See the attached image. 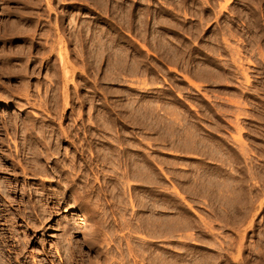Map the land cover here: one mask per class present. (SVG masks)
Segmentation results:
<instances>
[{"label": "rangeland", "instance_id": "rangeland-1", "mask_svg": "<svg viewBox=\"0 0 264 264\" xmlns=\"http://www.w3.org/2000/svg\"><path fill=\"white\" fill-rule=\"evenodd\" d=\"M70 1L72 2V5H70L69 9L72 12V14L75 15V13H76V15L73 17V18H75V21H77V23L79 22L78 24H81V22H83V20H84V21L88 22L89 24L90 23L92 24V26L94 27L93 30L95 28H97V26L95 25L94 21L91 20V19H93L92 18V15L93 14H91V12H93L92 10H94V7L93 6H90V5H87V4H84L81 1L80 2H78L76 0H70ZM140 1L141 0H133V2L137 5V8L138 7L142 8V6H143V8H145V10L147 12V18L146 19H148V20H146V21H148V22H145V23H147V27L145 26L147 30L145 29V27H141V29L143 30V32H144V30H146L144 33H147V34H145L147 36H145L144 34H140L139 33L140 30L138 28H129V29H131L130 31L129 30L127 31V29H123L124 31L121 30V29H118V31H117L118 33L117 32L116 33L118 34L117 37L118 36L121 37V38L118 37V40H119V42L121 44H123V46L127 45V48L129 47V49L135 47V48H133L135 51L132 49V53H135L136 52L135 53V56L138 53L137 54V57L138 56H139L138 58L141 57L140 60L143 59V63L141 64V67L142 66H145V65H146V67H148L147 69H145V71H147V73H146L147 76L144 74L145 72H143V73L141 72L142 74L140 75V71L141 70L140 71L137 70V69H140V68H136L137 64L138 63L140 64V62H139L140 60L138 61V63H137V61H135L134 70H136L137 73L135 71L133 72V70H130L132 72L131 73L128 70V68H127L126 65H123L122 63H120L119 65L121 67L123 65V67L125 66L126 68L125 67L122 68L123 72H122V70H120V71L118 70V72H115V75L113 74L111 76V72L109 71L110 69H108L109 64H108V62H107L106 59H105L104 62H102L103 64L101 63V65H102L101 68L104 66L101 69V72L100 71L97 72V71H94V69L92 67H90L92 65L91 59L88 60L89 63L86 62V60H87L86 58L88 57L87 53H86V55L83 54V56H85L84 58L86 59V60H84V58L83 59L78 58V56L75 55L76 53L71 52L72 54L70 55V58L68 59V61H70V62H68L69 64L67 66H68L69 70H71L72 73H73L72 74V77L74 75L75 76L73 78L71 77V79L66 83L64 81V78L61 77V74L58 73V72L56 73V71H57L56 67H58L60 65V62H59V60H56V59H58V55L55 53V51H54V53H49V52L46 53V51H44L43 49H41L40 45L36 44V46H34V48H32L33 50L30 53V50H31L29 48L30 46L28 44L24 43L23 40H21V41L20 40H17V41L12 42L10 44V42L8 40L0 39V47H3V49H5L6 52L9 51V54L10 53L11 54H14L15 51H17L19 49L17 51L18 54L17 53H16L17 55L15 54L16 55L15 58L18 56L17 57L18 59L15 61V63L16 62H19V64L16 63L17 64L16 66H18V65L21 66L22 65V69L24 67L25 69H23V70H26L24 72L21 69L20 66H19L20 68H18L16 66L15 67H12V69H10V67H7L6 68V65L7 66H11V65H9L10 62L7 61V59H2L3 61L0 60V61H2V62H0V70H1L0 71V81H1L0 84H3V87H4L5 90L8 89V88H10V87L11 88L13 87L12 89L14 90V93H13V90L10 88V90L12 91L13 96H14L13 101L11 103H9L8 101H2L1 104H4L3 107H2V109L3 110H8V111L13 110L15 112H18V120H19V118H21L20 119V121H21L20 123H22V120H23L22 118H24L23 123H22L24 125L25 124H28L29 122H32V121L35 122V123L36 122H39L38 125H40V124L41 125H43V124H48L49 125L50 124V125L54 126V128H55V131L54 132H56V133L58 132V135H59L58 136V140H57L56 139L57 136H55L57 134L54 133V132H53V134H52V132H50L51 134L47 132V136H46V134H44L45 135V138L44 139H46L45 142L48 143V144H52V145H50L49 150H48V151H50L52 153L47 152V148H45V151L47 153L52 154V156L50 154H45L46 152L42 149L41 150L42 154L40 152L38 154L39 157H40L39 158L38 155H36V154L32 155V153L28 149L25 148V146H24L25 144L23 143L24 138L22 136L20 137V135L23 134V133L20 132L21 134L19 133V135H12V132H11V134L8 133V132H10V130H8V129L6 131V134H5V131L3 133V137L7 140V142L5 144L8 143L10 146H7V147L5 146L4 147L5 149L3 148L4 152L3 151H0V159L1 160H4L5 162L6 161H9L7 163V164H9L8 165L9 166V170H8L9 172L7 171L5 174L3 173L2 176H5V178H6V176L8 175L7 178H9V181H6V182H8L7 184H9V187L11 188V189H8L7 190L8 192H5L1 196V198H0V234H2V235H0V237H2V236H5L6 237L7 236V240L5 242V246L0 247V252H2V250H3L2 254L0 253V260L1 261L3 260L4 261V264H6V262L8 264H35V263L36 264H68L69 258H67V257H69V254L70 253L68 252V254H67V251H64L63 248H62L63 249L62 250L61 247H59L60 246L59 242H60V240L62 238L61 236H63V234L65 233L64 232V229L65 228H66V230L68 229V231L71 230L70 231L71 234H69L70 236L68 235L69 237H67L68 239L70 238V240H68V243L70 242L69 244L75 245V246H73V249H72V251L75 250L74 251L75 253L72 252V255L70 254V257H72V258L70 259L71 261H69L70 262L69 264H72V263L73 264H83L82 262L87 263V264H91V263H88V262H92V260L94 261L95 258H97L98 261L97 262L94 261V263L92 262V264H104L105 263V262L104 263H100L99 258H98V256H99L98 255L99 254L98 250H99V247L102 246L101 244L98 245L99 242H98V244H96L97 243L96 238L98 237L97 234H99V233H100V235L103 238H105L107 236H111L110 239H109V237H107L108 240H107V238H105V241H103V242L101 241L100 243L104 244L103 246L106 245L105 246L106 248L107 247H110V244H111V247L109 249L112 250V252L114 251L115 254H116V251L118 252V246L119 245H122L123 246V248H122V246L121 247L119 246L120 252L122 250L125 251V252H127L126 250H128L129 247L125 246L126 243H127V241H125V240H127L128 237H133L132 240L136 239L137 236H138L139 239L145 237L147 240L148 239L149 240L151 239V241L154 240L155 242L154 241L153 242H154V244L156 243L155 245L157 246L158 245L157 243H159V244L162 243L163 242V239H162L161 236H160V238L159 237H157V238H154V237L151 238V236L149 237V235H150L149 232L150 231L147 228V225L149 226V223L150 224H154L153 222H150L151 220H154L155 224H157V223L162 222L163 220H166L167 218H169V216H170L169 214L172 213V209L170 208L171 209L170 210L169 208H167V209H169V210H167L165 208V207H169V203L166 202L167 201V197L166 196H168L167 194H172V195H174V197L176 196V198H177V199L175 198L176 201H175V199H172V202H173V205H174V206L172 205V207H175V204L178 203V202H179L177 204L178 206L183 203L181 206H179V208L181 209L180 210L181 211V215L178 214V213H180L179 209H177V212L178 211L179 212L176 213V215H179L180 218H182L184 220L186 218L187 221L189 219L190 222L192 221V219H195V218H196L195 219L196 221L197 220L199 221V222H196L195 220H193L194 223L191 222V224H194L191 227L194 230L190 229L192 231V234H193L194 237H196V235L194 233L200 234V230L198 229L199 228L198 226H200V225L202 226V224H200V222H206V220L209 221V222H213V224H212L213 225V228L215 226V228H214L215 230L213 229V231H214V233H216L215 234V237H216L217 240H219V239L222 240V238L224 239L225 236L223 237V235H227L228 237H229V235L230 236L232 235L231 237L233 239L231 237H229V238L226 237V238H228L229 241L235 240V242H237V243H235V247H234L235 250L233 249L234 252L233 253L231 252V255H230L231 257L237 256V250L236 249L238 248V243H239V240H237V239H240V241L243 239V241H241V242L243 243V245L244 244L245 245H244V250H243V252L241 254H242L243 258H244V261H246L245 264H260V263L263 264V262H264L263 261L264 260V256H263L264 255V181H263L264 180V169H263L264 168V153H263L264 152V141H263L264 140V0H205V2H204V0H146V1L143 0V2L142 1L140 2ZM182 1H183V4H182ZM155 7H156L157 10L155 9ZM196 7H198V8H196ZM157 11H159V12H157ZM94 12L100 13L97 10H94ZM174 12H175V14H174ZM160 13H161V17H164V18H162V19H165L164 21L161 19ZM155 15L158 16V17H156ZM154 17H155V19H154ZM197 17H199V18H197ZM156 18H159V21H162V23H161L162 25H160L162 27H160V26L158 27L157 26V28H156V26H154V23H152V22H155ZM178 20H179V22H178ZM170 22H171V24H170ZM180 22H182V23H180ZM178 23H180V25ZM92 26H91V28H92ZM153 28H154V30H153ZM157 29L159 30L158 33H157ZM162 30L166 34H168L169 36H170V34L171 35L173 34L172 35L173 38L175 36H177L180 39H182L184 41V43H186V45H188L189 48L192 49V51H193V48H195V49L196 48L197 49L198 48H203L202 45H204V48L203 49H205L206 46H207V43L209 42L208 43V44H210V46H208L209 48H206L205 49L206 51L209 50V52H210V53L205 52V54L207 53V58L208 59H205L204 60V58H200L198 56L195 57L196 56V54H195L193 60H191V61L194 62V64H193V62H190V64L192 63L194 66L191 64L190 65V70L187 71L188 69H186V68H187V66L189 64L187 66L185 64L187 62H189L186 59V57H188V55H184L181 52V50H177V51H180L181 52L180 53V52H177V51H175V50L172 49L173 50V51L171 50L172 52L175 51L176 53L175 52L174 53L175 54L178 53V54L177 55H174L171 51H169V54H173L174 55V56L173 55H170L171 57L173 56V58H171V57L169 58L168 57L169 55H166V54H168V53H166L168 51L165 50V49H161L160 48V47H162L161 46L162 44H160V41L161 40L159 41L158 40V37H156L157 40L159 41V43L157 41H154V40H156L155 36H158L159 35V37H161L162 34H165ZM121 31H122V34L119 33ZM154 31L156 32V34H155ZM141 33H142V31H141ZM150 33H151V35H150ZM123 34H126V35L123 36ZM152 34H154V35H152ZM197 34H198V36H197ZM141 35H143V37H146V38H144L146 41H144V39H142L143 37ZM214 35H216V36H214ZM153 36H154V38H153ZM172 36H170V39H172L173 42H175V39L171 38ZM212 37H213V39H212ZM124 38H125V40H124ZM121 39L123 40V42H122ZM161 39H162V37H161ZM185 41H187V42H185ZM151 42H153V43H151ZM211 43L213 44V46H212ZM2 44L5 45V46H2ZM153 44H154V46H153ZM157 44H159L160 47ZM8 45H10V46L12 45V47H10ZM142 45L143 46L146 45V48L148 49V51L144 50ZM76 46L77 45L73 42V43H70L69 44V47L68 48H69V50H73ZM7 47L8 48L9 47L12 48L13 50L11 49L12 50L11 51L10 48L8 50ZM14 47H15V50H14ZM20 48H22V49H20ZM76 48H79V47L77 46ZM125 48H126V46H125ZM3 49L1 48L0 51H2ZM21 50L25 54V57L24 56L23 57L21 56L22 53H20L21 55L19 54V52ZM26 50H27V52H26ZM41 50H42V52H41ZM37 51L40 52V53H37ZM43 51H44V53H43ZM140 51L142 52V54H141ZM215 51H217L216 52L217 53L216 54L217 56L215 55ZM33 52L36 53V56H35V53H33ZM56 52H58V51H56ZM212 52H213V54H211ZM145 53H147V54H145ZM30 54H31V56H29ZM179 54L180 55L183 54V55L180 56L181 58L179 57ZM49 55H53V56L50 57ZM27 56H28V59H27ZM54 56H56V57H54ZM166 56H167V59H166ZM176 56H178L179 59H178V57L177 58H174ZM183 56H185V57L183 58ZM137 57H135L136 60H137ZM21 58L22 59L23 58H26V59H23L22 60ZM234 58H237V60L234 59ZM172 59H175L176 62H175V60H172ZM4 61H7V62H4ZM181 61H182L183 64L181 63ZM202 61H210L212 64H215V65L218 64L217 66L221 65L219 67H221L223 69H221L222 71L219 70V69H217V71L215 70L216 72L214 70L213 71H210V72H212V74H211L208 70L207 71L204 70V67L203 66H205V65H201V64H203ZM147 62H149V63H147ZM196 62H198V63H196ZM56 63H57V65H56ZM2 64H4L5 66H3ZM181 64H182V66H181ZM231 64H233V65H231ZM183 65H184V67H183ZM1 67H5L6 69H8V72H6V69L5 68H2L1 69ZM199 67H201V69ZM246 67H248V68H246ZM14 68H16V70H13ZM17 68L19 70H17ZM26 68H28V69H26ZM52 68L54 70H56V71H54ZM183 68H185V70H183ZM20 69H21V73L19 74L18 72H20ZM124 69H125V71H124ZM193 69H195V70L192 72ZM10 70H13V73H10ZM107 70L110 73H108ZM127 70H128V72H127ZM241 70H243V71H241ZM2 71L8 73V76H7L6 73L3 74L4 72H2ZM16 71L19 74V77H21V78H19L18 76H16V75H18V74H16ZM22 71H23V73H22ZM114 71H116V70H114ZM219 71H221L222 73L220 74ZM50 72H52V73H50ZM119 72H120V74L122 76L120 74L119 75H116ZM188 72L189 73L191 72V74H189ZM245 72H248V75L249 76H248L247 79H250L251 81L246 79L247 75L244 76V73ZM200 73L202 74L201 77L199 76ZM22 74H25V75L23 76ZM225 74H227V75H225ZM58 75L60 76V78H59ZM98 75H100V76H98ZM106 75H108V77ZM211 75H213V76H211ZM94 76H96V77H94ZM104 76L107 78V80L105 79ZM110 76H111V78H113L114 81H112L111 79H109ZM113 76H120V77H116L117 78L116 79ZM185 77H189L193 81V83H195L196 85H200L199 88H197L193 84H190L186 80ZM9 78H10V81H12V85H10V87H8L9 86V82H10L9 81ZM97 78L99 79V81H98ZM2 79H4V80H2ZM119 79H120V81H119ZM143 79H144L145 83L143 82ZM205 79H207V80H205ZM110 80L112 81V83H111ZM117 80H118V82H117ZM214 80L217 81V82H215ZM2 81L3 82L6 81L5 84ZM14 81L16 82V86H17V87L15 86L16 88L14 87V83H15ZM74 82H78V83L75 84ZM102 82H103V84H102ZM50 83H53L54 85L56 84L55 85L56 88H54L55 86L53 84H50ZM146 83H147L146 87H148V88H146V87H144V89L143 88H140L141 86L143 87V85L146 84ZM6 84H7V86H6ZM106 84H108V85H106ZM102 85L105 86V87L103 88ZM106 87H107V89H106ZM110 87L111 88H114V89H110L109 90ZM245 87L249 88V90L246 89ZM250 87H251V89H250ZM87 88L88 89L90 88L89 91H88ZM207 88H209V90ZM243 88H244V90H243ZM198 89L200 91L202 89L203 93L201 91V94H200V91ZM206 89H207L208 92H204V91H206ZM210 89H213V90H210ZM111 90H114V91H111ZM127 91H128V93H129V91H131V93H129L127 95V93H126ZM210 91L212 92V94L214 92V94H216L215 96L221 95V96H219V99H221V98L223 99V100L222 99L221 100H219V99L216 100L217 103L218 102L221 103V106L214 107V108L212 107L211 109H213V111H214L215 109L218 108L216 110V112H219V111H222L221 110L222 107L224 109V106H226L225 107L226 110L224 109V111L227 112L226 115H225L224 111L219 112V113H222V115L219 114V113H217L218 116H219V118L218 119H216L217 117L214 118V120H216V121H221L222 120L223 122L221 121V123H224V124H220V126L223 127V125H224V127L223 128L222 127H219L218 128V131H221L222 129H225L224 131H226V132H223V130H222V132H218L217 131L218 134L217 133L214 134V137L215 138H213V140L215 139L214 140L215 144L213 143V140L210 143L207 142V144H209L208 146L211 147V151L215 148V147H212L213 146L212 144H214V146H216V148H217V145L218 144H221V147H219V145H218L217 152H216V148H215V150H213V152L215 151V153L209 151L210 152V155L211 154H215L216 155V153H217L216 156L214 155L215 157L212 156V155H211V157L205 155V154L209 153L207 150H206L207 152H204L202 150V152H204V153H202V152H199L201 150H197L198 148H195V147L198 146L197 143L199 141L198 140L199 137L197 138V135L194 134L195 133L194 127H193L194 126V124H193L194 120H193V118H190L189 117V113L188 112H184L185 110H187L189 112L191 111V113L194 114L196 112L195 110L200 109L199 106L197 105L198 101L196 100V97L195 96L203 97V94L204 93H209ZM15 92H18L19 94L18 93H15ZM112 92H115V93H112ZM116 92H118V95L116 94ZM119 92H121V93H119ZM211 92L209 94H211ZM233 92L234 93L236 92V94H234ZM165 93H168L169 94V97L167 96L168 94L166 95ZM237 93H239V94L237 95ZM14 94H16V95H14ZM26 94H28L29 96H27ZM191 94H192V97L189 96ZM132 95H134V96L132 97ZM247 95H248V97H247ZM20 96H22V97H20ZM145 96L147 97V100L148 101H146V99H145L146 97ZM50 97H51V99H50ZM135 97L138 100H136ZM141 97L143 99H141ZM54 98H56V99H54ZM96 98H98V99H96ZM127 98H130V99H127ZM182 98H185V100L187 98L186 101L188 103L184 99H182ZM230 98H232L234 100H232ZM132 99H134V101L136 103L137 102H139V103L143 102V104H145V106H146V104H149L150 103L147 106H150L151 108L150 107H147L146 108V110L148 111V113H147L148 115H146V116H148V117H146L148 121L146 120L144 122V125L147 122V124H146L147 126L145 125V127L147 129H145V127H142L141 128V122L142 121H140L141 119H140L139 111L138 110L140 109L139 107H140V105H142V103L141 104H136V103H134V101ZM175 99H177V101ZM128 100H131V101H128ZM141 100H143V101H141ZM149 100H151V101H149ZM173 100H175V101H173ZM227 100H228L229 103L226 102ZM235 100H237V101L235 102ZM241 100L243 101V103H246V104H242V101ZM126 101L130 102L129 104H131V105H134L135 104L133 106V108L129 104L126 105L125 104V103H127ZM144 101H146L147 103H144ZM221 101H223L224 104ZM230 101H231V103H230ZM233 101L235 103L241 102V107H243V112H244L243 115H240V116L237 117L238 111L240 110L242 112V109L238 105V103L236 105ZM194 102H196V103H194ZM232 102H233V104H232ZM35 103H36V105H35ZM170 103L171 104L173 103L172 106H171ZM182 103H184V104H182ZM185 103H186V105H185ZM205 103H207V101H205ZM219 103H218V105H219ZM174 104H176L177 106L175 105L176 107H174L173 106ZM194 104H196V106H195L196 109L194 108ZM138 105H139V107H138ZM232 105H234V106H232ZM242 105H244V106H242ZM18 106L19 107L22 106V107H20L21 109ZM115 106H117V107H115ZM127 106L130 109L131 108L134 109V107L135 106L136 107H135L134 111L132 112V110L128 109ZM229 106H231V109H229L230 108ZM238 106H239L240 109L238 108V110H237V107ZM123 107H124V109H122ZM117 108H119V109H117ZM182 108H184V111H182L183 110ZM186 108H188L189 110L186 109ZM90 109L93 112V114L90 111ZM105 109L107 111H105ZM180 109H181V111H180ZM232 109L235 111L236 114L234 113V111ZM77 110H79V111H77ZM230 110H231V112H229ZM103 111H105L104 113L106 114V116L108 115L110 117L107 118L105 116V114L103 113ZM108 111L113 112V113H110ZM125 112L126 113H129L130 112L129 115L131 116V118H130V116L128 117V115ZM169 112H171L170 113L171 115L169 114ZM180 112L183 113V114H181ZM28 113H29V115H28ZM119 113H120V115H122V114L123 115L122 116H119ZM184 113H186V114L184 115ZM232 113H233V115H232ZM54 114H55V116H54ZM99 114H101V115L103 114V115L101 116ZM109 114H111V115H109ZM164 115H165V117H164ZM172 115H174V117ZM175 115H176V117L178 116L177 119H176ZM247 115H248V117H247ZM103 116L105 118H103ZM124 116H126V118L128 117L129 119L128 118L126 119ZM181 116H184V117H182L183 120H181L182 118L180 119ZM225 116H226V118H224ZM241 116H243V117H241ZM27 117L29 119H26ZM229 117H231V120H230ZM236 117L240 121V122L238 121V123L239 124L240 123L242 124V125H239V126L240 127H244L245 126V128L243 129L244 131L242 130L243 132H240V133H243L242 134V136L244 138V139L242 138L243 140L241 138L240 139L239 138L237 139V137H240L241 134L239 132H237V129H235L236 127L233 125V124L236 123L235 122L237 120ZM106 118H107V120H106ZM110 118L113 121L114 120H116V121L113 123L112 120H110ZM185 118H189L188 121ZM30 119H31V121H29L27 123V121L30 120ZM73 119H75V120H73ZM204 119H205V121H206L207 124H209V123L210 124H213V122H214L213 117L210 118L211 120L210 119L208 120L207 118H204ZM225 119H227L228 121L230 120V122H228L227 120L225 121ZM234 119H235V121H233ZM25 120H27L26 123L24 122ZM79 120L81 122H79ZM126 120H127V122H124ZM184 120H186V121L184 122ZM191 120H193V122ZM44 121H46V122H44ZM106 121L107 122H110L111 121V122L109 124V123H105ZM186 122H189V124L186 123ZM225 122L227 123L228 126H231L232 129H229L231 127H228ZM96 123L98 125H96ZM130 123H132V124H130ZM112 124L114 125V127L116 126L117 128L116 127L113 128V125ZM185 124H186V126H185ZM106 125H111V127L110 126H107L106 127ZM183 125L185 126V128H184ZM188 126L189 127L191 126L190 128L193 127L192 129H190L191 130L190 132L193 133V131H194L193 137H192V134L191 133H190L191 135H189V137L187 136L188 135L187 133H189V132H187L189 130V129L187 130ZM226 126L228 127V129H227ZM181 127H183V128H181ZM57 128L60 131L62 130L63 133L60 132ZM108 128H109V130H108ZM111 128H112V131H111ZM169 128H170V130H169ZM142 129H145V130L143 131ZM179 129H180V131L181 130L184 131L183 129H186V131H184V133L181 131L183 133L182 134V133H179L180 132ZM219 129H221V130H219ZM250 129H251V131H250ZM114 130L116 131V133H113L114 135H112V132ZM67 131H70V133L67 132ZM161 131H162V133H161ZM166 131H167V133H166ZM230 131H231V133H230ZM140 132H142V133H140ZM170 132L173 133V134L171 135ZM60 133H62V135ZM138 133H140V134H138ZM144 133H145V135H144ZM175 133H176V135H175ZM185 133H186V138H188V139L191 138V140L194 139V135H195L196 141L198 140L197 143L194 142L195 139H194L193 142L190 143L191 140H187L185 138V136H183ZM221 133H223V135H221ZM225 133L227 134V136H229L231 138V140H230L231 141V148L234 151L236 150L234 153H232L233 151H232L231 148L229 149V147H230V144L229 143L230 142H229L228 139H230V138L229 137L227 138V136H226ZM233 133H234V135H237V136H234V140H233ZM90 134H91V136H90ZM93 134L95 135L96 138L94 136L92 138V135ZM178 134H180V135H178ZM48 135H49V137H48ZM98 135H99V137H98ZM111 135H112V137H111ZM8 136H9V138H8ZM15 136H17L18 139ZM24 136H26V135H24ZM50 136H52L53 138L50 137ZM113 136L114 137L116 136L115 139H114ZM225 136H226V138H225ZM105 137H108V138H105ZM235 137H236V140H242V143H244V142H246V143H244L241 146L240 145L241 143H238L239 141L237 142L235 140ZM11 138H13V139H11ZM47 138H52L54 140L52 141V139H50V141H52V142H50L49 139L47 141ZM184 138H185V141H189V142H187V143L186 142H183V143L184 144H188V145L190 144L189 147L193 148L194 150L191 149V151H181V150L178 149L177 144H179L182 140L184 141ZM217 138L218 139H221V140H216ZM21 139H23V141H20ZM55 139H56V142H54ZM59 139H60L61 143H60ZM170 140H172V142ZM232 140L234 141V145L232 144ZM57 141H59L60 144ZM90 141L92 143L94 142L93 143V147H92L91 143H89ZM178 141H180V142H178ZM221 141H222L223 145H222ZM226 141H228V143ZM129 142H130V145H129ZM224 142H225V144H224ZM192 143H193V145H192ZM195 143L197 144V146H195L196 145ZM16 144H19L20 148H22V152L17 155V159H18L17 160V163L19 165V169L16 170V171H19V174L15 175V177H14V174L10 172V170H12V167L10 166L12 162L10 160H8L9 159L8 156H9V154L11 155L12 151L14 150L13 148L15 147L14 145H16ZM56 144H58V145H56ZM235 144H237L236 145L237 147H235ZM168 145H169V147H168ZM226 145H228L227 146L228 147L227 149L225 148ZM136 146L138 147V149H137ZM222 146H224V147H222ZM245 146H247V148H245ZM10 147H11V151H10ZM23 148H25V149H23ZM50 148H51V150H50ZM52 148H53V150H52ZM66 148H67V150H66ZM112 148H114L113 151H111ZM199 148L200 149H206V148H202V147H199ZM234 148H236V149H234ZM240 148L245 149L246 151L248 150V152H250L249 153L250 154V158L251 159H252V157L254 158L251 163L252 164L256 163V164L252 165V164H249V162L247 164V160L248 159L247 160H245V159H246V157L249 158L248 153L240 150ZM248 148L249 149L251 148L250 151H249ZM54 149H56L57 151L54 150ZM102 149H104V151ZM117 150L120 151L119 154H118V151ZM221 150H223L222 151L223 153L219 154V152H221ZM237 150L240 151V154H238L239 151L237 153ZM108 151H110V152H108ZM225 151H227L226 153L228 155L225 153ZM229 151H232V152H229ZM260 151H262V153ZM228 152L231 153V155H229ZM115 153H117V154H115ZM200 153H202V154H200ZM235 153H237V155H236L237 158L240 157V159H242L241 160L242 162L239 161L240 160L239 158H238V160H237V158H235ZM148 154H149V156H148ZM245 154H247V156ZM251 154H252V156H251ZM42 155H43V157L44 156H47L48 158L50 157L49 158L50 160H48V159L46 160V157H44V159H43V157H41ZM221 155L222 156L223 155L229 156L230 158L232 156L233 158L236 159L235 161L237 162V164L238 163L239 164L238 165L236 164V165L233 166V168L235 167L234 168L235 170H230V168L232 166L231 167L229 166V165L235 164L234 163L235 161H233L234 159L233 158L230 159L229 157H226L224 159L225 156L222 157ZM33 156H35V157H33ZM36 156L40 159L39 162H37L36 164H38L39 166H41L42 163L45 164V166L44 167H40V169L41 168L42 169L46 168V170H47L46 172L47 173H45L42 169H41L42 171L40 169L37 170L39 167L37 166L38 167L37 168L34 164H32V162L33 163L36 162L35 161L36 159L38 160V158ZM90 156H91V158H90ZM205 156L207 157V159L205 158ZM110 157H112V159ZM128 157H130V158H128ZM209 157L210 158L213 157V158L210 159ZM218 157H219V160L217 159ZM122 158H123V160H122ZM222 158H223L224 161L225 160L226 161H230L231 160L233 163L231 162L232 164L231 163L229 164L228 162L227 163L224 162L222 164L221 162H219V161H222ZM30 159L31 160L34 159L35 162L33 160L31 162ZM216 159L218 160V162H216L217 161ZM255 159H256V161H254ZM135 160L138 162V164H137V162ZM143 160H144V162H143ZM244 160H245V164L243 162ZM56 161H58V163ZM113 161H114V164H116V165L113 164ZM158 161H160V162H158ZM173 161H175V163ZM118 163H119V165H118ZM261 163H263V164H261ZM25 164H26V166H24ZM43 164H42V166H43ZM174 164H175V166H174ZM240 164H242V165L244 164L242 166L243 168H245L244 171L247 170L246 169L247 167L245 166L246 164L248 166L249 165L250 166H254V167H252L253 169L250 170L252 174L251 173L249 174V170H247L246 173L243 171V173L246 174V175H244L242 173V170H241L243 168L240 167L241 166ZM66 165H67V167H66ZM70 165H72V167H70ZM110 165H111V167H110ZM143 165H144V167H143ZM215 165H217V166H215ZM223 165H224V167L227 165V167L228 168L230 167V168L228 169L226 167L225 170L224 169H221L222 168L221 166H223ZM112 166H115V167H112ZM129 166L130 167L132 166V168L136 167V168H134L135 171L131 168L134 171V173L136 172L135 174L134 173L131 174L132 172L130 173V171H132V170L130 169ZM137 166H138V168L140 167V169H138ZM194 166H195V168H194ZM57 167L59 168V170H58ZM126 167H129V168H126ZM142 167H143V171L142 172H144L143 174L139 172V171L142 170ZM219 167H221V168H219ZM239 167H240V169H238ZM27 168H29V170L32 168V170L29 171ZM51 168H53V169H51ZM60 168L62 169L61 170V174L59 173L60 172ZM66 168L68 170H66ZM233 168H231V169H233ZM254 168H256V169H254ZM34 169L37 170V171H35ZM56 169H57V171H56ZM124 169H125V171H124ZM51 170H52V172H51ZM54 170H55V172H53ZM70 170H72V172ZM219 170H222V172L224 173V175H222L221 171H219ZM237 170H239L238 171L239 173L235 172ZM253 170H255V171L256 170L257 171L259 170V172L256 171V173L259 174V175H256L258 177H254V179L252 177H250V175L251 176L252 175L254 176L256 174L255 171H253ZM48 171L51 172V174ZM75 171H76V173H75ZM154 171H158V173L156 174V172H155V174H154ZM226 171H228V175L225 174ZM230 171H231V173L232 172H235L236 173L235 175H237L236 176L237 178L238 177L240 178V175H241V177H243V178H240V179L243 180V183H245V185L242 183L241 180H240V182L243 184V186H241L242 184L239 182L240 183V189H243V191H244L243 193H246L247 194V192H248L247 190H249V191H254L253 192V194H254L255 193V190H256V193H255L256 197L253 198L252 204L253 203L254 204H253V206L251 205V208H252V209H250L251 211L249 213H245V210L243 209L244 212H243V214H241V215H244V216L247 215L248 218H247V216L246 217L242 216L241 218L238 217V219L232 217L234 219L231 220L232 218L229 219L226 216L225 217L224 216L222 217L223 213L222 214H219L221 212L218 213L219 216H221V217H219L215 213V209L217 208L216 209L217 210L216 212L221 211V209L218 210V207L215 206L216 204H213L212 201L208 200L209 198H206V197H208V196H206V194L204 196V193H206V192H204L205 190H203V192H204L203 193L201 191L203 188L201 189L200 188L201 186L200 187L198 186L199 183L197 184V182L199 180H200L199 182H201L203 180L202 179V175L203 174H207V176L206 175H203V177L205 176L206 178H204V181L201 182L204 186H207V183H206V185L203 183V182H205V179H206V182H207L208 179L210 180V181L209 180L208 181H209V184L211 186V184L212 185H215L216 184V181L219 180L218 178H221L222 179L221 181H225L224 178L226 177V175H227V177L228 176H231V178L232 177H235V175L232 176L234 173L233 174H230ZM127 172L130 173V175ZM138 172L142 176L140 174L138 175ZM186 172H188V173H186ZM8 173H10V174H8ZM124 173H125V175H124ZM175 173H176V175H175ZM219 173H221V174H219ZM69 174H71V175L68 178V175ZM126 174H128V175H126ZM153 174H154V177L157 175L155 177L156 180H154L155 178L153 177ZM183 174H185V175H183ZM200 174H201V177H199ZM208 174L210 176H208ZM211 174H212V176H211ZM64 175H65V177H62ZM133 175H137V176H135V178H133L134 177ZM189 175H190V177H189ZM217 175L218 176H221L222 175V176L221 177H218ZM242 175H244V176H242ZM197 176H198V179L199 180L196 178ZM223 176H225V177L222 178ZM51 177H53V178H51ZM212 177L213 178L214 177L215 178L217 177V178L213 180ZM227 177H226V179H227ZM248 177L249 178H252L253 180L252 179H249ZM139 178H142V179H139ZM158 178H160V180ZM231 178H228L225 182H223L224 183L223 187H225V183L226 182H231V184H233L232 181L235 180V178H233L232 180H231ZM13 179H15V180H13ZM64 179H66V180H64ZM244 179H248V181H250V182L248 183V181L247 180H244ZM67 180H68V182H67ZM188 180L190 182V185L188 184L189 183ZM229 180H231V181H229ZM62 181H64V182H62ZM158 181H160L161 183L158 182ZM221 181H218V182L221 183ZM246 181H247L248 184L246 183ZM9 182H12L11 186H10V183ZM66 182H67V184L68 183L69 184L67 185ZM194 182L197 184V186L194 185V184L191 185V183H194ZM254 182H255V184H254ZM16 183H17L18 187L16 186ZM114 183H115V185H114ZM147 183H148L149 186L147 185ZM201 183H200V185H201ZM251 184L254 185V187H253L254 190H252L253 188H251L252 187ZM258 184H260V185H258ZM32 185L34 186V188H33ZM64 185L65 186L67 185L66 186L67 188ZM117 185H119V186H117ZM181 185L184 188L181 187V189H179L178 186H181ZM12 186H14V187H12ZM63 186L66 189H64ZM112 186L114 187V190H113V187ZM192 186L195 187V188L193 187L195 190L199 187V189H200V191L202 193L199 190L198 191L200 193L198 191H194L193 188L191 190V187ZM244 186H246V187H244ZM247 186H251L250 189H245V188H249ZM257 186H259V187H257ZM187 187H190V188L188 189ZM241 187H243V188H241ZM57 188H58V190H57ZM62 188H63V190L61 191ZM186 188L188 190H186ZM257 189H258V191H257ZM182 190H184L186 192H188V191L191 190L193 194L190 191L189 194L187 193L188 194V196H187L186 192L184 194L181 193V192H183ZM58 191H59V193H58ZM77 194H79V195H77ZM146 194H147V196H146ZM200 194H201V196H200ZM60 196L61 197L63 196L62 199H61ZM49 197H50V199H49ZM75 197H77V198L75 199ZM140 197L143 198V199H141ZM97 198H99V199H97ZM155 198H157V199H155ZM189 198H190V200H189ZM245 199L248 202L250 201L246 197L244 198V201H245ZM36 200H37V202H36ZM93 201H95V202H93ZM160 201H161V203H160ZM242 201H243V199H242ZM247 201L242 202V203L245 204ZM33 202H34V204H33ZM136 202H138V203H136ZM146 202H150V203H146ZM86 203H88V204H86ZM96 204L98 205V208H97V205ZM189 204L191 206H194V207H189ZM209 204L210 205L212 204V205L210 206ZM67 205H69V207ZM70 205H72V206L70 207ZM185 205H186V207H185ZM151 206H153V207H151ZM182 206H183V208H186V209L185 210L182 209ZM213 206H215V208ZM196 207H198V208H196ZM31 208H33V209H31ZM176 208H177V206H176ZM213 208H214V210H213ZM45 211H46V214H45ZM169 211H171V212H169ZM93 212H94L95 216H97V217L94 216ZM114 212H115V214H114ZM183 212L186 215L187 214H192V215L186 216V215H184ZM212 212L214 214H212ZM99 214H101V215H99ZM215 214L219 218H217L215 216ZM2 215H4V216H2ZM162 215H163V217H162ZM237 215L240 216L239 214H237ZM154 216H156L157 218L154 217ZM184 216H186V217H184ZM210 217H211V220L213 219L215 221L216 218L218 220H216L215 222L214 221H211L210 220ZM243 217L245 219H243ZM158 218H159L160 221H158ZM223 218H224V220L226 218H227L226 220L229 219L228 220L229 222H231V223L233 222L236 225L233 224V223L230 224L226 220H225V222H227V223L225 224V222H224V224H222L223 223V220H222ZM239 219H240V221H242L241 222L242 224L244 223L243 225L239 222ZM88 220H89V222H88ZM140 220H147V222L148 221L149 222H148V224H146L147 223L146 221H144V222L142 221V222H140L141 224L139 223L140 226H138V223L137 222L140 221ZM221 220H222V222H219ZM69 222L72 225H70ZM217 222H219V225H218ZM102 223L105 224V225L103 226ZM125 223L128 225L127 227H125L126 226ZM195 223H196L197 226L195 225ZM88 224L89 225L91 224V227L92 226L95 227L97 225V227H96L97 228L96 233L97 232L98 233L96 235H95V233L92 234L94 237H91L90 234L92 232H95V231L92 230V228ZM94 224H96V225H94ZM65 225L68 226V227H65ZM112 225H116V227L112 228ZM121 225H125V226H121ZM134 225L135 226H138L136 228H138V230H140V231H138L135 228ZM70 226L72 227L73 230L72 229L69 230V227ZM73 226L76 227V228H74ZM99 226L101 228L104 227L105 230L107 229L109 232H112V235H111V233L109 234L105 230H104L105 234H103L104 232H103V230H100ZM106 226L109 227V228H106ZM143 226H146L147 230H145V228ZM194 226H196V228ZM201 226H200V228H201ZM219 226H221V227H219ZM94 227H93V229L96 230V228H94ZM131 227H134V229L132 228L133 231H136L138 233H135L134 232L135 233L134 234L132 232ZM98 228H99V231L100 232L98 231ZM110 229H111V231H110ZM115 229L116 230L118 229V231H116ZM141 229H142V231L144 229L143 234L141 233ZM114 230L119 235L116 234L115 232H113ZM190 230H185L186 231L185 233H187L186 235H191L192 236V234H188V233L191 232ZM201 230H202V228H201ZM183 231H181V232H183ZM198 231H199V233H198ZM70 232H68V233H70ZM101 232H102L103 235L101 234ZM106 234H109V235H106ZM128 234H129V236H128ZM219 234L222 235L221 238H218L219 237ZM242 234L245 235L244 238H242ZM104 235H106V236H104ZM117 235L119 237L116 238V240L119 239V238L121 240V241L118 240L119 243H116L117 241L114 239L115 237H117ZM141 235H143V236H141ZM233 235H235V236H233ZM88 236H89L90 239L87 238ZM101 236L98 237V238H102ZM123 236L125 237L124 238V243L126 242L125 244H123V242H122L123 241ZM208 237L207 238L205 237L204 239L202 237L201 238L202 239L201 242H205V241L209 240L210 238H211V240H213L212 237H209V238ZM138 238L136 240H134V241L135 242L136 241L138 242V240H139ZM163 238H165V237H163ZM88 239L89 240L95 239V240L89 241ZM113 239L115 240V242L113 241ZM228 239L227 240L224 239L225 241L223 240V243L225 244L228 241ZM56 240L59 241V242H57ZM71 240H73V241H71ZM74 240H76V241H74ZM85 240L88 242V244L86 243ZM189 240H185L184 243L189 244L190 247L188 245L182 244V248L184 247L185 249H187L189 247L187 250H191V248L192 249L194 248V250H196V252L198 254L201 253V255L199 254V257H201L204 253H205V255L207 254V257L205 255L202 256V258H201L202 261L204 259V261L206 262L207 259L210 256L208 254L215 253V251L212 250V249L215 248L214 246H213L214 248L212 247V248H209V249L207 247H205L206 244L204 246H201L204 243H200V241H199L200 238H198V240H195L193 238V240H195V242H193L192 239H189ZM221 240H219V241H221ZM89 242L90 243L92 242V245L93 246L90 245ZM169 242H170V239L167 240V238H166V239H164V242L162 244L158 245L157 247L160 246L161 248H164L163 246H167L168 244H170ZM198 242H199L200 245L198 244ZM93 243H95L97 247L94 246L95 244H93ZM113 243H116L118 245L115 246V244H113ZM221 243H222V241H221ZM56 245H58V246H56ZM71 245H69V246L72 248ZM184 245L187 246V248ZM55 246L58 247V248H56ZM103 246H102V250L104 249ZM106 248L104 250H106ZM126 248H128V249H126ZM107 250H108V248H107ZM201 250H202V252H201ZM206 250H207V252H206ZM73 256H75V257H73ZM93 256H94V259H93ZM86 257H87V259H86ZM89 258H92L91 261H89L90 260ZM228 259H231L232 260V258H228ZM66 260H67V263H66ZM74 260H75V262H74ZM86 260H88V261H86ZM259 260H261L263 262H260ZM204 261H203L202 264H206ZM227 263L228 262H223L221 264H227ZM105 264H107V263H105Z\"/></svg>", "mask_w": 264, "mask_h": 264}, {"label": "bare ground", "instance_id": "bare-ground-1", "mask_svg": "<svg viewBox=\"0 0 264 264\" xmlns=\"http://www.w3.org/2000/svg\"><path fill=\"white\" fill-rule=\"evenodd\" d=\"M76 1H78V2H83L84 4H87V5H90V6H93L94 7V10H97V11H99L100 13H97V12H94V10H92L93 12H91V14H93L92 15V18L93 19H91L92 21H94V23H95V25L97 26V28H95L94 30H93V26H92V24L90 23H88V22H86V21H84L83 20V22H81V24H78L77 23V21H75V18H73L75 15H76V13H75V15L74 14H72V12L70 11V9H69V7H70V5H72V2L70 1V0H0V39H5V40H8L9 42H10V44L12 43V42H15V41H17V40H23V42L24 43H26V44H28L27 46L31 49L30 50V53H31V51L33 50L32 48H34V46H36V44H38V45H40V47H41V49H43L44 51H46V53L47 52H49V53H54V51H55V53L58 55V59H56V60H59V62H60V65L58 66V67H56V69H57V71L56 70H54L53 68V70L54 71H56V73L58 72V73H60L61 74V77L62 78H64V81L67 83L70 79H71V77H72V71L71 70H69V68H68V62H70V61H68V59L70 58V55L72 54L71 52H73V53H76L75 55H77L78 56V58H80V59H83L85 56H83V54H85L86 55V53H87V55H88V57L85 59L84 58V60H86V62L87 63H89L88 62V60H90L91 59V63H92V65L90 66V67H92L93 69H94V71H97V72H101V69L104 67H102L101 68V63L102 62H104L105 61V59L107 60V62H108V64H109V67H108V69H110L109 71L111 72V76L114 74L115 75V72H118V70L120 71V70H122V68H124L123 67V65H126L127 66V68H128V70L130 71V70H133V72L135 71L136 73H137V71L136 70H134V67H135V61H137V63H138V61L140 60V58H138L137 57V54H136V56H135V53H132V49L133 48H135V47H133V48H131V49H129V47L127 48V45H125L126 46V48H125V46H123V44H121L120 42H119V40H118V37H120V36H118L117 37V31H118V29H121V30H123V29H127V31L129 30H131V29H129V28H138L139 30H140V34H147V33H144L147 29H146V27H147V23H145V22H148V21H146V20H148V19H146L147 18V12H146V10H145V8H143V6H142V8H140V7H138L137 8V5L133 2V0H76ZM142 2H143V0H141ZM140 1V2H141ZM146 1V0H145ZM197 2V1H196ZM204 2H205V0H204ZM145 3V2H144ZM146 4V3H145ZM179 4V3H178ZM177 4V5H178ZM181 4V3H180ZM182 4H183V1H182ZM192 4V3H191ZM143 5V4H142ZM147 5V4H146ZM185 5V4H184ZM145 6V5H144ZM192 6V5H191ZM227 6V5H226ZM81 7V6H80ZM187 7V6H186ZM147 8V7H146ZM185 8V7H184ZM196 8H198V7H196ZM155 9H156V7H155ZM160 9V8H159ZM162 9V8H161ZM157 10V9H156ZM197 10V9H196ZM160 11V10H159ZM159 11H157V12H159ZM204 11V10H203ZM156 12V11H155ZM162 12V11H161ZM172 12V11H171ZM182 12V11H181ZM206 12V11H205ZM74 13V12H73ZM152 13V12H151ZM179 13V12H178ZM209 13V12H208ZM158 14V13H157ZM174 14H175V12H174ZM181 14V13H180ZM154 15V14H153ZM172 15V14H171ZM78 16V15H77ZM156 16V15H155ZM164 16V15H163ZM166 16V15H165ZM176 16V15H175ZM202 16V15H201ZM83 17V16H82ZM156 17H158V16H156ZM160 17H161V13H160ZM181 17V16H180ZM209 17V16H208ZM86 18V17H85ZM162 18H164V17H161V19ZM179 18V17H178ZM177 18V19H178ZM197 18H199V17H197ZM203 18V17H202ZM74 19V20H73ZM154 19H155V17H154ZM170 19V18H169ZM90 20V21H91ZM163 21L165 20V19H162ZM167 20V19H166ZM186 20V19H185ZM91 21V22H92ZM151 21V20H150ZM167 22V21H166ZM174 22V21H173ZM176 22V21H175ZM178 22H179V20H178ZM184 22V21H183ZM199 22V21H198ZM152 23H154V26H156V28H157V26L159 27L160 25H162L161 23H162V21H159V18H156V20H155V22H152ZM180 23H182V22H180ZM180 23H178L179 25H180ZM202 23V22H201ZM146 24V25H145ZM170 24H171V22H170ZM173 24V23H172ZM196 24V23H195ZM199 24V23H198ZM94 25V24H93ZM176 25V24H175ZM91 26H92V28H91ZM146 26V27H145ZM169 26V25H168ZM174 26V25H173ZM177 26V25H176ZM141 27H145V29L146 30H144V32H143V30L141 29ZM153 27V26H152ZM151 27V28H152ZM160 27H162V26H160ZM180 27V26H179ZM193 27V26H192ZM195 28V27H194ZM200 28V27H199ZM172 29V28H171ZM174 29V28H173ZM151 30V29H150ZM153 30H154V28H153ZM161 30V29H160ZM198 30V29H197ZM120 31V30H119ZM124 31V30H123ZM141 31H142V33H141ZM152 31V30H151ZM156 31V30H155ZM154 31V32H155ZM163 31V30H162ZM193 31V30H192ZM201 31V30H200ZM117 32V33H116ZM126 32V31H125ZM153 32V31H152ZM159 32V30L157 29V33ZM164 32V31H163ZM197 32V31H196ZM199 32V31H198ZM119 33H121L122 34V31L121 32H119ZM124 33V32H123ZM132 33V32H131ZM165 33V32H164ZM168 33V32H167ZM202 33V32H201ZM200 33V34H201ZM155 34H156V32H155ZM162 34V33H161ZM199 34V33H198ZM198 34H197V36H198ZM124 35H126V34H123V36ZM139 35V34H138ZM150 35H151V33H150ZM152 35H154V34H152ZM173 35V34H172ZM171 34H170V36H172ZM142 37H143V35H141ZM145 36H147V35H145ZM161 36V35H160ZM170 36L168 35V34H162V39H161V37H159V35L158 36H155V38L156 37H158V40L160 41V44H162L161 46L162 47H160V45L159 44H157V45H159V47L161 48V49H165V50H167L168 52H166V53H168V54H166V55H169L168 57L170 58L171 56L170 55H177V54H175L176 52L175 51H177V50H181V52L184 54V55H188V57H186V59H187V61H189V62H187L185 65L187 66L188 64V66H187V68L186 69H188L187 71H189L190 70V65L192 64H190V62H193V61H191V60H193V58H194V56H195V54H196V56L195 57H200V58H204V60L205 59H208L207 58V53H210L209 52V50H205L206 48H209L208 46H210V44H208L207 43V46H206V48L205 49H203L204 48V45H202V47L203 48H193V51H192V49H190L189 48V46L188 45H186V43H184V41L182 40V39H180L179 37H177V36H175L174 38H173V36L171 37V38H173V39H175V42H173V40L172 39H170ZM181 36V35H180ZM201 36V35H200ZM214 36H216V35H214ZM141 37V38H142ZM209 37V36H208ZM121 38V37H120ZM144 38H146V37H143L142 39H144ZM152 38V37H151ZM153 38H154V36H153ZM152 38V39H153ZM160 38V39H159ZM182 38V37H181ZM196 38V37H195ZM210 38V37H209ZM212 39H213V37H212ZM122 40V39H121ZM124 40H125V38H124ZM129 40V39H128ZM127 40V41H128ZM154 40V39H153ZM157 40V38H156V40H154V41H157L158 43H159V41ZM210 40V39H209ZM126 41V42H127ZM144 41H146L145 39H144ZM75 43L79 48H74L73 50H69V44L70 43ZM122 42H123V40H122ZM162 42V43H161ZM185 42H187V41H185ZM130 43V42H129ZM132 43V42H131ZM145 43V42H144ZM151 43H153V42H151ZM15 44V43H14ZM121 44V45H120ZM142 44V43H141ZM189 44V43H188ZM212 44V43H211ZM129 45V44H128ZM132 45V44H131ZM2 46H5V45H3L2 44ZM8 46H10V45H8ZM18 46V45H17ZM133 46V45H132ZM143 46V45H142ZM153 46H154V44H153ZM191 46V45H190ZM212 46H213V44H212ZM215 46V45H214ZM10 47H12V45L10 46ZM9 47V48H10ZM27 47V48H28ZM1 48L3 49V47H0V50H1ZM8 48V47H7ZM6 48V49H7ZM9 48H8V50H9ZM17 48V47H16ZM19 48V47H18ZM28 48V49H29ZM139 48V47H138ZM192 48V47H191ZM214 48V47H213ZM12 48H10V50H11ZM20 49H22V48H20ZM27 49V50H28ZM143 49L144 50H146V51H148V49L146 48V45H144L143 46ZM175 50L174 52H172L173 50ZM189 49V50H188ZM195 49V50H194ZM215 49V48H214ZM217 49V48H216ZM13 50V49H12ZM11 50V51H12ZM14 50H15V47H14ZM19 50V49H18ZM17 50V51H18ZM24 50V49H23ZM27 50H26V52H27ZM134 50V49H133ZM138 50V49H137ZM160 50V49H159ZM172 50V51H171ZM205 50V51H204ZM17 51H15V53L14 54H9V51L8 52H6L5 51V49H3L2 51H0V60H2V59H7V61H9L10 62V64L9 65H11V66H7L5 63V65H6V68L7 67H10V69H12V67H15L17 64L16 63H18L19 64V62H16L15 63V61L18 59L17 57L15 58V56L18 54L17 53ZM44 51H43V53H44ZM56 51H58V52H56ZM135 51V50H134ZM163 51V50H162ZM169 51H171L173 54H169ZM191 51V52H190ZM235 51V50H234ZM41 52H42V50H41ZM139 52V51H138ZM141 52V51H140ZM144 52V51H143ZM177 52H180V51H177ZM180 52V53H181ZM205 52H207L206 54H205ZM217 51H215V55L217 54L216 53ZM17 53V54H16ZM20 53H22V55L20 54ZM33 53H35V52H33ZM37 53H40V52H38L37 51ZM234 53V52H233ZM16 54V55H15ZM19 54L23 57H25V54L23 53V51L21 50L20 52H19ZM141 54H142V52H141ZM144 54V53H143ZM145 54H147V53H145ZM183 54H181V55H183ZM211 54H213V52L211 53ZM241 54V53H240ZM19 55V56H20ZM33 55V54H32ZM41 55V54H40ZM90 55V56H89ZM173 55V56H174ZM180 54H179V57L181 56ZM209 55V54H208ZM29 56H31V54L29 55ZM35 56H36V53H35ZM42 56V55H41ZM50 57H52L53 55H49ZM142 56V55H141ZM173 56L171 57V58H173ZM217 56V55H216ZM215 56V57H216ZM233 56V55H232ZM236 56V55H235ZM38 57V56H37ZM54 57H56V56H54ZM135 57H137V60H136V58ZM143 57V56H142ZM145 57V56H144ZM178 56H176V57H174V58H177ZM179 57H178V59H179ZM185 56H183V58H184ZM237 57V56H236ZM181 58V57H180ZM22 59V58H21ZM23 59H26V58H23ZM22 59V60H23ZM27 59H28V56H27ZM52 59V58H51ZM146 59V58H145ZM166 59H167V56H166ZM177 59V60H178ZM214 59V58H213ZM234 59H236L237 60V58H234ZM233 59V60H234ZM33 60V59H32ZM31 60V61H32ZM171 60V59H170ZM169 60V61H170ZM172 60H175V59H172ZM181 60V59H180ZM185 60V59H184ZM195 60V59H194ZM211 60V59H210ZM218 60V59H217ZM3 61V60H2ZM2 61H0V62H2ZM7 61H4V62H7ZM26 61V60H25ZM55 61V60H54ZM213 61V60H212ZM243 61V60H242ZM23 62V61H22ZM56 62V61H55ZM54 62V63H55ZM58 62V61H57ZM85 62V63H86ZM140 64L138 63L137 64V66H136V68H140V69H137V70H141L140 71V75L143 73V72H145L144 74L146 75V73H147V71H145V69H147L148 67H146V65L145 66H142L141 67V64L143 63V59H141L140 61ZM175 62H176V60H175ZM185 62V61H184ZM219 62V61H218ZM227 62V61H226ZM234 62V61H233ZM251 62V61H250ZM28 63V62H27ZM120 63H122L123 65H122V67L119 65ZM146 63V62H145ZM144 63V64H145ZM147 63H149V62H147ZM179 63V62H178ZM181 63H182V61H181ZM196 63H198V62H196ZM202 63L203 64H201V65H205V66H203L204 67V70H208L209 72L210 71H217V69H219V70H221V69H223V68H221V67H219V66H221V65H219V66H217V65H215V64H212L210 61H202ZM222 63V62H221ZM243 63V62H242ZM4 64H2L3 66H5ZM21 64V63H20ZM103 64V63H102ZM183 64V63H182ZM182 64H181V66H182ZM193 64H194V62H193ZM192 64V65H193ZM228 64V63H227ZM234 64V63H233ZM233 64H231V65H233ZM238 64V63H237ZM25 65V64H24ZM56 65H57V63H56ZM55 65V66H56ZM87 65V64H86ZM229 65V64H228ZM20 65H18V66H16V67H18V68H20L21 67V69H22V65L19 67ZM185 66V67H186ZM194 66V65H193ZM225 66V65H224ZM237 66V65H236ZM85 67V66H84ZM183 67H184V65H183ZM202 67V66H201ZM201 67H199L200 69H201ZM202 67V68H203ZM231 67V66H230ZM2 68H5V67H1V69ZM5 68V69H6ZM17 68V70H19ZM75 68V67H74ZM88 68V67H87ZM126 68V67H125ZM194 68V67H193ZM239 68V67H238ZM246 68H248V67H246ZM4 69V70H5ZM21 69H20V72H18L19 74L21 73ZM23 69H25L24 67H23ZM22 69V70H23ZM26 69H28V68H26ZM36 69V68H35ZM48 69V68H47ZM89 69V68H88ZM107 69V68H106ZM199 69V70H200ZM237 69V68H236ZM13 70H16V68H14ZM13 70H10V73H13ZM33 70V69H32ZM75 70V69H74ZM114 70H116V71H114ZM128 70H127V72H128ZM183 70H185V68H183ZM195 69H193L192 70V72L194 71ZM239 70V69H238ZM1 71V70H0ZM12 71V72H11ZM24 72L26 71V70H23ZM23 71H22V73H23ZM37 71V70H36ZM87 71V70H86ZM103 71V70H102ZM124 71H125V69H124ZM197 71V70H196ZM215 71V72H216ZM222 71V70H221ZM221 71H219V73L221 74L222 72ZM241 71H243V70H241ZM2 72H4V71H2ZM1 72V73H2ZM6 72H8V69H6ZM6 72H4L3 74H5ZM75 72V71H74ZM107 72H108V70H107ZM110 72H108V73H110ZM114 72V73H113ZM122 72H123V70H122ZM131 72V71H130ZM129 72V73H130ZM142 72V73H141ZM198 72V71H197ZM203 72V71H202ZM9 73V74H10ZM17 73V71H16V74H18ZM27 73V72H26ZM25 73V74H26ZM30 73V72H29ZM50 73H52V72H50ZM88 73V72H87ZM92 73V72H91ZM104 73V72H103ZM132 73V72H131ZM189 73V72H188ZM211 74H212V72H210ZM7 74V76H8V73H6ZM19 74L18 75H16V76H18L19 77ZM25 74H22L23 76L25 75ZM31 74V73H30ZM94 74V73H93ZM120 74V72L119 73H117L116 75H119ZM139 74V73H138ZM189 74H191V72L189 73ZM214 74V73H213ZM233 74V73H232ZM239 74V73H238ZM14 75V74H13ZM55 75V74H54ZM109 75V74H108ZM108 75H106L107 77H108ZM121 75V74H120ZM210 75V74H209ZM224 75V74H223ZM225 75H227V74H225ZM230 75V74H229ZM243 75V74H242ZM245 75H247V77H246V79L248 78V72H245L244 73V76ZM15 76V77H16ZM27 76V75H26ZM59 76V75H58ZM75 76V75H74ZM73 76V77H74ZM82 76V75H81ZM98 76H100V75H98ZM111 76H110V78L109 79H111L112 81H114L113 80V78H111ZM122 76V75H121ZM147 76V75H146ZM199 76L201 77L202 76V74L200 73L199 74ZM211 76H213V75H211ZM234 76V75H233ZM236 76V75H235ZM14 77V78H15ZM72 77V78H73ZM84 77V76H83ZM94 77H96V76H94ZM105 77V76H104ZM114 78H116V77H120V76H113ZM206 77V76H205ZM222 77V76H221ZM19 78H21V77H19ZM23 78V77H22ZM56 78V77H55ZM59 78H60V76H59ZM103 78V77H102ZM101 78V79H102ZM144 78V77H143ZM186 78V80L190 83V84H193V85H195L197 88H199V86L200 85H196L195 83H193V81L189 78V77H185ZM208 78V77H207ZM225 78V77H224ZM223 78V79H224ZM250 78V77H249ZM24 79V78H23ZM54 79V78H53ZM98 79V78H97ZM96 79V80H97ZM105 79L107 80V78L105 77ZM108 79V80H109ZM117 79V78H116ZM115 79V80H116ZM209 79V78H208ZM213 79V78H212ZM2 80H4V79H2ZM51 80V79H50ZM74 80V79H73ZM110 80V81H111ZM124 80V79H123ZM205 80H207V79H205ZM247 80H250V79H247ZM9 81H10V78H9ZM59 81V80H58ZM61 81V80H60ZM78 81V80H77ZM98 81H99V79H98ZM112 81H111V83H112ZM119 81H120V79H119ZM209 81V80H208ZM211 81V80H210ZM215 81V80H214ZM251 81V80H250ZM3 82V81H2ZM6 82V81H5ZM5 82H3L4 84H5ZM15 82V81H14ZM13 82V83H14ZM97 82V81H96ZM105 82V81H104ZM116 82V81H115ZM117 82H118V80H117ZM143 82L145 83V81H144V79H143ZM213 82V81H212ZM215 82H217V81H215ZM0 83H1V81H0ZM75 84H77L78 82H74ZM89 83V82H88ZM21 84V83H20ZM24 84V83H23ZM50 84H53V83H50ZM70 84V83H69ZM100 84V83H99ZM98 84V85H99ZM102 84H103V82H102ZM124 84V83H123ZM143 84V83H142ZM217 84V83H216ZM10 85H12V81H10L9 82V86L8 87H10ZM19 85V84H18ZM22 85V84H21ZM25 85V84H24ZM54 85V84H53ZM56 85V84H55ZM54 85V86H55ZM58 85V84H57ZM106 85H108V84H106ZM146 85H147V83L146 84H144L143 85V87L141 86L140 88H143L144 89V87H146ZM241 85V84H240ZM6 86H7V84H6ZM16 86V82L14 83V87ZM27 86V85H26ZM101 86V85H100ZM245 86V85H244ZM243 86V87H244ZM7 87V88H8ZM17 87V86H16ZM15 87V88H16ZM102 87L104 88L105 86H103L102 85ZM139 87V86H138ZM11 88V87H10ZM10 88H8V89H4V87H3V84H0V151H3L4 152V150H3V148L6 146H10L8 143V145L7 144H5L6 142H7V140L3 137V133H4V131H5V134H6V131H7V129L8 130H10V132H8L9 134H11V132H12V135H19V133L21 132V133H23V134H21L20 135V137L22 136L23 138H24V141H23V139H21L20 141H23V143L25 144H23L24 146H25V148L26 149H28L31 153H32V155H34V154H36V155H38L39 154V152L42 154V152H41V150L43 149L44 151H45V148H47V152H50V151H48L49 150V147H50V145H52V144H48V143H46L45 142V140L46 139H44L45 138V135L44 134H46V136H47V132L48 133H50V132H52V134H53V132L55 131V128H54V126H52V125H48V124H43V125H38V123L39 122H29V121H31V119L30 120H25L24 122L26 123V121H27V123L28 124H22L23 123V120H24V118H22L23 120H22V123H20L21 121H20V119L21 118H19V120H18V112H15V111H13V110H11V111H8V110H3L2 109V107H3V105L4 104H1L2 103V101H8L9 103H11L12 101H13V98H14V96H13V93H14V90H13V93H12V91L10 90ZM19 88V87H18ZM23 88V87H22ZM49 88V87H48ZM53 88V87H52ZM54 88H56V86L54 87ZM86 88V87H85ZM96 88V87H95ZM101 88V87H100ZM99 88V89H100ZM102 88V89H103ZM135 88V87H134ZM146 88H148V87H146ZM246 89H248L249 90V88H247V87H245ZM59 89V88H58ZM88 89V88H87ZM90 89V88H89ZM89 89H88V91H89ZM106 89H107V87H106ZM110 89H114V88H109V90ZM119 89V88H118ZM208 90H209V88H207ZM207 89H206V91H204V92H208L207 91ZM250 89H251V87H250ZM23 90V89H22ZM25 90V89H24ZM95 90V89H94ZM108 90V91H109ZM135 90V89H134ZM146 90V89H145ZM144 90V91H145ZM199 90V89H198ZM210 90H213V89H210ZM243 90H244V88H243ZM57 91V90H56ZM87 91V90H86ZM87 91V92H88ZM111 91H114V90H111ZM116 91V90H115ZM119 91V90H118ZM121 91V90H120ZM124 91V90H123ZM197 91V90H196ZM200 91V90H199ZM201 91H202V89H201ZM201 91H200V94H201ZM21 92V91H20ZM54 92V91H53ZM106 92V91H105ZM142 92V91H141ZM211 92V91H210ZM209 92V93H210ZM238 92V91H237ZM15 93H18V92H15ZM99 93V92H98ZM111 93V92H110ZM112 93H115V92H112ZM119 93H121V92H119ZM127 93V95L129 94V93H131V91H129V93H128V91L126 92ZM134 93V92H133ZM194 93V92H193ZM197 93V92H196ZM195 93V94H196ZM202 93H203V91H202ZM209 93H204L203 94V97H199V96H195L196 97V100L198 101V103H197V105L199 106V108L200 109H198V110H195L196 112V114L194 113V114H192L191 113V111L189 112V111H187V110H185L184 111V108H182L183 110L182 111H184V112H188L189 113V117L190 118H193V120H194V122H193V120H191L192 122H193V124H194V131H195V133H194V131H193V133L194 134H196L197 135V138L199 137V141H198V143H197V141H196V137H195V135H194V139H195V141H194V139H192L191 140V138H186V133L187 132H189V133H187L188 135V137H189V135H191L192 134V137H193V133L192 132H190L191 130L190 129H192V128H190L189 126H188V128H187V132L183 135V136H185V138L187 139V140H191L190 141V143L191 142H196L197 144H198V146H197V144L195 145V146H197V147H195V148H198L197 150H201V151H199V152H202V150L204 151V152H209V151H211V147L210 146H208L209 144H207V142H212V140H213V138H215L214 137V134L215 133H217V131H218V128L219 127H222V126H220V124H224V123H221V121H216V120H214V118L215 117H217L216 119H218L219 118V116H218V114L217 113H219V112H222V111H224V109H225V107L226 106H224V109H223V107H222V111H219V112H216V110L218 109H215L214 111H213V109H211L212 107L214 108V107H219V106H221V103H219V105H218V103L216 102V100L217 99H219V96H221V95H218V96H215L216 94H214V92H213V94H212V92H211V94H209ZM234 93V92H233ZM19 94V93H18ZM82 94V93H81ZM109 94V93H108ZM116 94L118 95V92H116ZM166 95L168 94V93H165ZM234 94H236V92L234 93ZM239 93H237V95H238ZM14 95H16V94H14ZM27 96H29L28 94H26ZM53 95V94H52ZM57 95V94H56ZM93 95V94H92ZM116 95V96H117ZM121 95V94H120ZM137 95V94H136ZM142 95V94H141ZM164 95V94H163ZM241 95V94H240ZM62 96V95H61ZM97 96V95H96ZM130 96V95H129ZM134 95H132V97H133ZM139 96V95H138ZM158 96V95H157ZM168 97H169V94L167 95ZM171 96V95H170ZM189 96H191L192 97V94L191 95H189ZM243 96V95H242ZM241 96V97H242ZM16 97V96H15ZM20 97H22V96H20ZM53 97V96H52ZM78 97V96H77ZM119 97V96H118ZM124 97V96H123ZM128 97V96H127ZM137 97V96H136ZM135 97V98H136ZM144 97V96H143ZM146 97V96H145ZM186 97V96H185ZM188 97V96H187ZM247 97H248V95H247ZM82 98V97H81ZM134 98V99H135ZM138 98V97H137ZM136 98V100H138ZM158 98V97H157ZM50 99H51V97H50ZM54 99H56V98H54ZM93 99V98H92ZM91 99V100H92ZM96 99H98V98H96ZM100 99V98H99ZM127 99H130V98H127ZM134 99H132L133 101H134ZM141 99H143L142 97H141ZM146 99V101H148L147 100V97L145 98ZM182 99H184L185 100V98H182ZM222 99V98H221ZM221 99H219V100H221ZM227 99V98H226ZM225 99V100H226ZM230 99H232V98H230ZM247 99V98H246ZM16 100V99H15ZM14 100V101H15ZM101 100V99H100ZM105 100V99H104ZM158 100V99H157ZM171 100V99H170ZM176 101H177V99H175ZM175 100H173V101H175ZM186 100H187V98H186ZM185 100V101H186ZM191 100V99H190ZM218 100V101H219ZM223 100V99H222ZM229 100V99H228ZM228 100L226 101V102H228ZM232 100H234V99H232ZM231 100V101H232ZM22 101V100H21ZM58 101V100H57ZM93 101V100H92ZM128 101H131V100H128ZM128 101H126L127 103H125L126 105L127 104H129L130 102H128ZM140 101V100H139ZM141 101H143V100H141ZM146 101H144V103H147ZM149 101H151V100H149ZM161 101V100H160ZM205 101H207V103H205ZM231 101H230V103H231ZM237 100H235V102H236ZM240 101V100H239ZM242 101V100H241ZM16 102V101H15ZM60 102V101H59ZM80 102V101H79ZM116 102V101H115ZM162 102V101H161ZM169 102V101H168ZM172 102V101H171ZM187 102V101H186ZM221 102H223V101H221ZM234 102V101H233ZM233 102H232V104H233ZM234 102V103H235ZM245 102V101H244ZM29 103V102H28ZM43 103V102H42ZM41 103V104H42ZM57 103V102H56ZM101 103V102H100ZM113 103V102H112ZM122 103V102H121ZM132 103V102H131ZM134 103H136L135 101H134ZM142 103V105H140V107H139V105H138V107L140 108L138 111H139V116H140V121H142L141 122V128L142 127H145V125L147 124V122H146V124L144 125V122L147 120V118L146 117H148V116H146V115H148L147 113H148V111L146 110V108L147 107H150V106H147V105H149V104H146V106H145V104H143V102H141ZM141 103H139V102H137L136 104H141ZM158 103V102H157ZM179 103V102H178ZM177 103V104H178ZM188 103V102H187ZM191 103V102H190ZM194 103H196V102H194ZM229 103V102H228ZM238 103V105L241 107V102H237ZM237 103H235L236 105H237ZM15 104V103H14ZM23 104V103H22ZM21 104V105H22ZM45 104V103H44ZM52 104V103H51ZM102 104V103H101ZM119 104V103H118ZM124 104V105H125ZM155 104V103H154ZM160 104V103H159ZM171 104V103H170ZM173 104V103H172ZM172 104H171V106H172ZM181 104V103H180ZM182 104H184V103H182ZM193 104V103H192ZM223 104H224V102H223ZM242 104H246V103H243V101H242ZM25 105V104H24ZM35 105H36V103H35ZM53 105V104H52ZM57 105V104H56ZM60 105V104H59ZM88 105V104H87ZM117 105V104H116ZM129 105H131V104H129ZM128 105V106H129ZM135 105V104H134ZM134 105H131L132 106V108H133V106ZM168 105V104H167ZM176 104H174L173 106L174 107H176L175 106ZM185 105H186V103H185ZM191 105V104H190ZM227 105V104H226ZM32 106V105H31ZM39 106V105H38ZM43 106V105H42ZM58 106V105H57ZM89 106V105H88ZM95 106V105H94ZM121 106V105H120ZM127 106V108L128 109H130L129 107ZM130 106V107H131ZM169 106V105H168ZM170 106V107H171ZM195 106H196V104H194V108H195ZM223 106V105H222ZM232 106H234V105H232ZM239 106L237 107V110H238V108H239ZM242 106H244V105H242ZM19 107V106H18ZM20 107H22V106H20ZM19 107V108H20ZM93 107V106H92ZM114 107V106H113ZM115 107H117V106H115ZM119 107V106H118ZM136 107V106H135ZM135 107H134V109H135ZM137 107V108H138ZM181 107V106H180ZM187 107V106H186ZM230 108L229 109H231V106H229ZM246 107V106H245ZM6 108V107H5ZM34 108V107H33ZM89 108V107H88ZM126 108V109H127ZM130 109V110H132V112L134 111V109ZM151 108V107H150ZM155 108V107H154ZM153 108V109H154ZM189 108V107H188ZM188 108H186V109H188ZM21 109V108H20ZM55 109V108H54ZM59 109V108H58ZM102 109V108H101ZM117 109H119V108H117ZM122 109H124V107L122 108ZM125 109V110H126ZM127 109V110H128ZM152 109V110H153ZM165 109V108H164ZM163 109V110H164ZM169 109V108H168ZM172 109V108H171ZM170 109V110H171ZM193 109V108H192ZM191 109V110H192ZM196 109V108H195ZM236 109V108H235ZM240 109V108H239ZM241 109H242V112H243V107H241ZM46 110V109H45ZM84 110V109H83ZM103 110V109H102ZM149 110V109H148ZM169 110V111H170ZM189 110V109H188ZM226 110V109H225ZM233 110V109H232ZM245 110V109H244ZM247 110V109H246ZM28 111V110H27ZM26 111V112H27ZM55 111V110H54ZM77 111H79V110H77ZM90 111H91V109H90ZM105 111H107L106 109H105ZM105 111H103V113L105 112ZM116 111V110H115ZM137 111V112H138ZM154 111V110H153ZM157 111V110H156ZM172 111V110H171ZM180 111H181V109H180ZM234 111V110H233ZM29 112V111H28ZM74 112V111H73ZM76 112V111H75ZM83 112V111H82ZM92 112V111H91ZM99 112V111H98ZM108 112H110V111H108ZM128 112V111H127ZM131 112V111H130ZM129 112V113H130ZM158 112V111H157ZM166 112V111H165ZM173 112V111H172ZM176 112V111H175ZM229 112H231V110L229 111ZM228 112V113H229ZM237 112V111H236ZM240 110L238 111V115H237V117L238 116H240V115H243L244 114V112L242 113ZM39 113V112H38ZM110 113H113V112H110ZM126 113V112H125ZM129 113H126L127 115H128V117L130 116L129 115ZM152 113V112H151ZM156 113V112H155ZM171 112H169V114H170ZM181 113V112H180ZM187 113V114H188ZM224 113H225V115H226V113L227 112H225L224 111ZM234 113H235V111H234ZM242 113V114H241ZM246 113V112H245ZM31 114V113H30ZM58 114V113H57ZM92 114H93V112H92ZM98 114V113H97ZM105 114V113H104ZM135 114V113H134ZM167 114V113H166ZM176 114V113H175ZM181 114H183V113H181ZM180 114V115H181ZM186 113H184V115H185ZM219 114H221L222 115V113H219ZM236 114V113H235ZM248 114V113H247ZM251 114V113H250ZM263 114V113H262ZM28 115H29V113H28ZM35 115V114H34ZM90 115V114H89ZM88 115V116H89ZM99 115H101V114H99ZM103 115V114H102ZM101 115V116H102ZM109 115H111V114H109ZM114 115V114H113ZM123 115V114H122ZM122 115H120V113H119V116H122ZM126 115V116H127ZM155 115V114H154ZM171 115V114H170ZM231 115V114H230ZM232 115H233V113H232ZM257 115V114H256ZM255 115V116H256ZM24 116V115H23ZM54 116H55V114H54ZM105 116H106V114H105ZM126 116H124L125 118H126ZM161 116V115H160ZM173 117H174V115H172ZM46 117V116H45ZM75 117V116H74ZM91 117V116H90ZM97 117V116H96ZM107 118L108 117H110V116H106ZM113 117V116H112ZM127 117V118H128ZM150 117V116H149ZM157 117V116H156ZM164 117H165V115H164ZM171 117V116H170ZM169 117V118H170ZM175 117H176V115H175ZM178 117V116H177ZM177 117H176V119H177ZM182 117H184V116H181L180 117V119L182 118ZM213 117V120H214V122H213V124H207L206 123V121H205V119L204 118H207L208 120L210 119V118H212ZM236 117V118H237ZM241 117H243V116H241ZM247 117H248V115H247ZM246 117V118H247ZM250 117V116H249ZM260 117V116H259ZM37 118V117H36ZM78 118V117H77ZM88 118V117H87ZM98 118V117H97ZM103 118H105L104 116H103ZM102 118V119H103ZM107 118H106V120H107ZM126 118V119H127ZM130 118H131V116H130ZM134 118V117H133ZM172 118V117H171ZM224 118H226V116L224 117ZM230 118V120H231V117H229ZM228 118V119H229ZM235 118V119H236ZM240 118V117H239ZM26 119H29L28 117L26 118ZM79 119V118H78ZM92 119V118H91ZM129 119V118H128ZM187 121H188V119L189 118H185ZM235 119L233 120V121H235ZM263 119V118H262ZM33 120V119H32ZM73 120H75V119H73ZM84 120V119H83ZM109 120V119H108ZM110 120H112L111 118H110ZM124 120V119H123ZM135 120V119H134ZM137 120V119H136ZM179 120V119H178ZM181 120H183V118L181 119ZM186 120H184V122L186 121ZM207 120V121H208ZM211 120V119H210ZM224 120V119H223ZM227 119H225V121H226ZM230 120L228 121V122H230ZM36 121V120H35ZM116 120H112V122L114 123ZM129 121V120H128ZM133 121V120H132ZM148 121V120H147ZM164 121V120H163ZM169 121V120H168ZM180 121V120H179ZM238 121H239V119L237 118V120L234 122L235 124H233L236 128L235 129H237V132H243L244 130V128H245V126L244 127H240L239 125H242L241 123L239 124L238 123ZM245 121V120H244ZM44 122H46V121H44ZM55 122V121H54ZM79 122H81L80 120H79ZM102 122V121H101ZM104 122V121H103ZM111 122V121H110ZM110 122H105V123H109L110 124ZM124 122H127V120L126 121H124ZM130 122V121H129ZM177 122V121H176ZM223 122V121H222ZM240 122V121H239ZM43 123V122H42ZM91 123V122H90ZM89 123V124H90ZM93 123V122H92ZM143 123V124H142ZM173 123V122H172ZM180 123V122H179ZM186 123H188L189 124V122H186ZM226 123V122H225ZM233 123V122H232ZM79 124V123H78ZM87 124V123H86ZM95 124V123H94ZM100 124V123H99ZM118 124V123H117ZM125 124V123H124ZM128 124V123H127ZM130 124H132V123H130ZM178 124V123H177ZM246 124V123H245ZM24 125V126H23ZM85 125V124H84ZM96 125H98L97 123H96ZM113 125V124H112ZM171 125V124H170ZM226 125H227V123H226ZM232 125V126H233ZM78 126V125H77ZM107 126H110L111 127V125H106V127ZM140 126V125H139ZM147 126V125H146ZM169 126V125H168ZM182 126V125H181ZM184 126V125H183ZM185 126H186V124H185ZM185 126H184V128H185ZM228 126V125H227ZM226 126V127H227ZM69 127V126H68ZM97 127V126H96ZM95 127V128H96ZM109 127V128H110ZM116 127V126H115ZM114 127V125H113V128H115ZM126 127V126H125ZM223 127H224V125H223ZM222 127V128H223ZM228 127H231V126H228ZM228 127H227V129H228ZM260 127V126H259ZM70 128V127H69ZM75 128V127H74ZM100 128V127H99ZM98 128V129H99ZM109 128H108V130H109ZM117 128V127H116ZM172 128V127H171ZM181 128H183V127H181ZM58 129V128H57ZM97 129V130H98ZM102 129V128H101ZM104 129V128H103ZM145 129H147L146 127H145ZM145 129H142L143 131L145 130ZM229 129H232V127L231 128H229ZM234 129V128H233ZM59 130V129H58ZM57 130V131H58ZM86 130V129H85ZM130 130V129H129ZM128 130V131H129ZM134 130V129H133ZM140 130V129H139ZM169 130H170V128H169ZM184 131H186V129H183ZM219 130H221V129H219ZM223 130V132H226V131H224L225 129H222ZM222 130L221 131H218V132H222ZM243 130V131H242ZM260 130V129H259ZM60 131V130H59ZM64 131V130H63ZM78 131V130H77ZM101 131V130H100ZM111 131H112V128H111ZM115 131V130H114ZM112 132V135H114L113 133H116V131L115 132ZM168 131V130H167ZM167 131H166V133H167ZM179 131H180V129H179ZM182 131V130H181ZM179 132V133H184V131H182V132ZM250 131H251V129H250ZM262 131V130H261ZM60 132H62V130L60 131ZM65 132V131H64ZM67 132H69L70 133V131H67ZM93 132V131H92ZM95 132V131H94ZM105 132V131H104ZM120 132V131H119ZM131 132V131H130ZM54 133H56V132H54ZM63 133V132H62ZM62 133H60L61 135H62ZM66 133V132H65ZM64 133V134H65ZM86 133V132H85ZM88 133V132H87ZM91 133V132H90ZM133 133V132H132ZM140 133H142V132H140ZM140 133H138V134H140ZM161 133H162V131H161ZM177 133V132H176ZM176 133H175V135H176ZM182 133V134H183ZM191 133V134H190ZM229 133V132H228ZM230 133H231V131H230ZM257 133V132H256ZM51 134V133H50ZM57 135H55V136H57V140H58V132L56 133ZM63 134V135H64ZM68 134V133H67ZM66 134V135H67ZM78 134V133H77ZM111 134V133H110ZM160 134V133H159ZM170 134L172 135L173 133H171L170 132ZM218 134V133H217ZM226 134V133H225ZM224 134V135H225ZM236 134V133H235ZM241 134V136H242V134L243 133H240ZM247 134V133H246ZM259 134V133H258ZM8 135V134H7ZM24 135H26V136H24ZM53 135V136H54ZM60 135V136H61ZM83 135V134H82ZM104 135V134H103ZM112 135H111V137H112ZM117 135V134H116ZM126 135V134H125ZM131 135V134H130ZM144 135H145V133H144ZM162 135V134H161ZM178 135H180V134H178ZM221 135H223V133H221ZM232 135V134H231ZM87 136V135H86ZM89 136V135H88ZM90 136H91V134H90ZM93 136L95 137V135L93 134L92 135V138H93ZM134 136V135H133ZM159 136V135H158ZM169 136V135H168ZM226 136H227V134H226ZM226 136H225V138H226ZM234 136H237V135H234V133H233V140H234ZM239 136V135H238ZM237 137V139L239 138H243V136L242 137ZM16 138H17V136H15ZM48 137H49V135H48ZM50 137H52V136H50ZM69 137V136H68ZM84 137V136H83ZM98 137H99V135H98ZM114 137V136H113ZM116 137V136H115ZM115 137H114V139H115ZM161 137V136H160ZM181 137V136H180ZM217 137V136H216ZM222 137V136H221ZM229 136H227V138H228ZM263 137V136H262ZM8 138H9V136H8ZM14 138V137H13ZM13 138H11V139H13ZM53 138V137H52ZM52 138H47V141H48V139H49V141H50V139H52ZM62 138V137H61ZM72 138V137H71ZM88 138V137H87ZM91 138V137H90ZM96 138V137H95ZM105 138H108V137H105ZM145 138V137H144ZM162 138V137H161ZM164 138V137H163ZM175 138V137H174ZM185 138H184V141L182 140H180V141H178V142H180L179 144H177V147H178V149L179 150H181V151H191V149L192 150H194L193 148H191V147H189V145L188 144H184L183 142H189V141H185ZM230 138V137H229ZM18 139V138H17ZM56 139H55V141L54 142H56ZM86 139V138H85ZM113 139V138H112ZM111 139V140H112ZM113 139V140H114ZM169 139V138H168ZM183 139V138H182ZM244 139V138H243ZM242 139V140H243ZM54 139H52V141H53ZM62 140V139H61ZM93 140V139H92ZM91 140V141H92ZM95 140V139H94ZM128 140V139H127ZM160 140V139H159ZM215 140V139H214ZM214 140H213V143L215 144V142H214ZM216 140H221V139H216ZM223 140V139H222ZM229 140V144H230V147H229V149L231 148V138L230 139H228ZM232 140V144L234 145V141ZM235 140H236V137H235ZM242 140H236L238 143H241L240 145L242 146L244 143H246V142H244V143H242ZM260 140V139H259ZM52 141H50V142H52ZM59 141H60V139H59ZM59 141H57L58 143H59ZM88 141V140H87ZM86 141V142H87ZM89 142V143H91V145H92V147H93V143L92 142ZM115 141V140H114ZM120 141V140H119ZM122 141V140H121ZM129 141V140H128ZM162 141V140H161ZM171 142H172V140H170ZM176 141V140H175ZM235 141V142H236ZM246 141V140H245ZM255 141V140H254ZM253 141V142H254ZM264 141V140H263ZM78 142V141H77ZM81 142V141H80ZM158 142V141H157ZM217 142V141H216ZM219 142V141H218ZM227 143H228V141H226ZM250 142V141H249ZM259 142V141H258ZM13 143V142H12ZM60 143H61V141H60ZM59 143V144H60ZM109 143V142H108ZM113 143V142H112ZM118 143V142H117ZM125 143V142H124ZM143 143V142H142ZM168 143V142H167ZM221 143H222V141H221ZM248 143V142H247ZM14 144V143H13ZM80 144V143H79ZM115 144V143H114ZM127 144V143H126ZM134 144V143H133ZM175 144V143H174ZM201 146H200V145ZM214 144H210L212 147H215L216 148V146H214ZM217 144V143H216ZM224 144H225V142H224ZM22 145V144H21ZM54 145V144H53ZM56 145H58V144H56ZM90 145V144H89ZM105 145V144H104ZM109 145V144H108ZM123 145V144H122ZM129 145H130V142H129ZM141 145V144H140ZM167 145V144H166ZM192 145H193V143H192ZM219 145V147H221V144H218ZM218 145H217V148H216V152H217V150H218ZM222 145H223V143H222ZM237 144H235V147H237L236 146ZM239 145V146H240ZM261 145V144H260ZM263 145V144H262ZM15 147L13 148L14 150L12 151V153H11V155L9 154V159L8 160H10L12 163H11V167H12V170H10V172L11 173H13L14 174V177H15V175H17V174H19V171H16V170H18L19 169V165H18V163H17V155L19 154V153H21L22 152V148H20V146H19V144H16V145H14ZM46 146V147H45ZM61 146V145H60ZM86 146V145H85ZM228 145H226V149L228 148L227 147ZM250 146V145H249ZM12 147V146H11ZM11 147H10V151H11ZM53 147V146H52ZM57 147V146H56ZM55 147V148H56ZM83 147V146H82ZM103 147V146H102ZM131 147V146H130ZM137 147V146H136ZM141 147V146H140ZM168 147H169V145H168ZM167 147V148H168ZM194 147V146H193ZM199 147H202V148H206V149H200ZM222 147H224V146H222ZM25 148H23V149H25ZM54 148V147H53ZM53 148H52V150H53ZM59 148V147H58ZM98 148V147H97ZM106 148V147H105ZM104 148V149H105ZM117 148V147H116ZM126 148V147H125ZM175 148V147H174ZM210 148V149H209ZM215 148L213 149V150H215ZM245 148H247V146H245ZM5 149V148H4ZM57 149V148H56ZM56 149H54V150H56ZM89 149V148H88ZM92 149V148H91ZM100 149V148H99ZM104 149H102L103 151H104ZM109 149V148H108ZM113 149L114 148H112V150L111 151H113ZM119 149V148H118ZM137 149H138V147H137ZM145 149V148H144ZM223 149V148H222ZM232 149V148H231ZM234 149H236V148H234ZM238 149V148H237ZM249 149V148H248ZM251 149V148H250ZM250 149H249V151H250ZM262 149V148H261ZM7 150V149H6ZM50 150H51V148H50ZM58 150V149H57ZM56 150V151H57ZM66 150H67V148H66ZM90 150V149H89ZM101 150V151H102ZM196 150V151H197ZM207 150V151H206ZM213 150L211 151V152H213ZM240 150H242V151H244V152H247L248 153V156H249V158L248 157H246V159L245 160H247V164H248V162H249V164H252L251 162H252V160L254 159L253 157H252V159L250 158V152H248V150L246 151L245 149H242V148H240ZM255 150V149H254ZM75 151V150H74ZM82 151V150H81ZM95 151V150H94ZM100 151V152H101ZM118 151V150H117ZM223 150H221V152H219V154H221V153H223L222 152ZM233 151V152H232ZM232 151H229V152H232V153H234L235 151L232 149ZM238 151L239 150H237V153H238ZM46 152V151H45ZM45 153V154H50V153H52V152H50V153ZM108 152H110V151H108ZM119 152L120 151H118V154H119ZM204 152H202V153H204ZM227 151H225V153H226ZM228 152V153H229ZM261 153H262V151H260ZM29 153V152H28ZM54 153V152H53ZM68 153V152H67ZM72 153V152H71ZM89 153V152H88ZM197 153V152H196ZM202 153H200V154H202ZM213 153H215V151L213 152ZM237 153H235V158H237L236 157V155H237ZM255 153V152H254ZM264 153V152H263ZM8 154V153H7ZM40 154V155H41ZM87 154V153H86ZM104 154V153H103ZM115 154H117V153H115ZM129 154V153H128ZM209 154V155H208ZM227 154V153H226ZM238 154H240V151H239V153ZM243 154V153H242ZM26 155V154H25ZM51 156H52V154H50ZM49 155V156H50ZM90 155V154H89ZM131 155V154H130ZM146 155V154H145ZM154 155V154H153ZM205 155H207V156H210L211 157V155L212 156H214L215 154H211L210 155V152L209 153H207V154H205ZM216 155H217V153H216ZM215 155V156H216ZM228 155V154H227ZM229 155H231V153H229ZM246 156H247V154H245ZM244 155V156H245ZM263 155V154H262ZM28 156V155H27ZM98 156V155H97ZM106 156V155H105ZM144 156V155H143ZM148 156H149V154H148ZM204 156V155H203ZM214 156V157H215ZM222 156V155H221ZM225 155H223L222 157H224ZM251 156H252V154H251ZM261 156V155H260ZM24 157V156H23ZM33 157H35V156H33ZM37 157V156H36ZM38 157H39V155H38ZM37 157V158H38ZM41 157H43V155L41 156ZM44 157H46V160L48 159V160H50L47 156H44ZM44 157H43V159H44ZM103 157V156H102ZM107 157V156H106ZM105 157V158H106ZM133 157V156H132ZM137 157V156H136ZM209 157V158H210ZM226 157H229V156H225L224 157V159L226 158ZM263 157V156H262ZM25 158V157H24ZM40 158V157H39ZM38 158V160L36 159L35 161H34V159H32L35 163H33L32 162V160H31V162H32V164H34L37 168V170H39L40 169V167H44L45 166V164H43V166H42V164H41V166H39L38 164H36L37 162H39V159ZM61 158V157H60ZM72 158V157H71ZM90 158H91V156H90ZM93 158V157H92ZM104 158V159H105ZM111 159H112V157H110ZM128 158H130V157H128ZM127 158V159H128ZM143 158V157H142ZM148 158V157H147ZM151 158V157H150ZM176 158V157H175ZM205 158L207 159V157L205 156ZM213 158V157H212ZM212 158H210V159H212ZM230 158V157H229ZM233 157L231 156V158L230 159H232ZM235 158H233L234 160L233 161H235L236 159ZM239 159H240V157H238ZM238 158H237V160H238ZM243 158V157H242ZM5 159V158H4ZM103 159V158H102ZM126 159V158H125ZM124 159V160H125ZM144 159V158H143ZM173 159V158H172ZM178 159V158H177ZM202 159V158H201ZM218 160H219V157L217 158ZM216 159V160H217ZM263 159V158H262ZM55 160V159H54ZM60 160V159H59ZM98 160V159H97ZM122 160H123V158H122ZM163 160V159H162ZM174 160V159H173ZM205 160V159H204ZM203 160V161H204ZM218 160L216 161V162H218ZM228 160V159H227ZM242 159H240L239 161H241ZM245 160L243 161L244 162V164H245ZM258 160V159H257ZM69 161V160H68ZM103 161V160H102ZM116 161V160H115ZM131 161V160H130ZM136 161V160H135ZM171 161V160H170ZM178 161V160H177ZM183 161V160H182ZM212 161V160H211ZM215 161V160H214ZM223 161V162H222ZM222 161H219V162H221L222 164L224 163V162H228L229 164L232 162L231 160L230 161H224L223 160V158H222ZM238 161V162H239ZM254 161H256V159L254 160ZM9 161H4V160H1L0 159V198H1V196L5 193V192H8L7 190L8 189H11L10 187H9V184H7L8 182H6V181H9V178H7V176H6V178H5V176H2V174L4 173H6L8 170H9V164H7ZM29 162V161H28ZM42 162V161H41ZM57 163H58V161H56ZM107 162V161H106ZM111 162V161H110ZM134 162V161H133ZM137 162V161H136ZM135 162V163H136ZM143 162H144V160H143ZM158 162H160V161H158ZM174 163H175V161H173ZM191 162V161H190ZM207 162V161H206ZM242 162V161H241ZM258 162V161H257ZM69 163V162H68ZM117 163V162H116ZM172 163V162H171ZM183 163V162H182ZM225 163V164H226ZM233 163V162H232ZM231 163V164H232ZM235 164H233V165H229L231 168H233V166L234 165H236L237 164V162L235 161L234 162ZM260 163V162H259ZM40 164V163H39ZM52 164V163H51ZM112 164V163H111ZM113 164H114V161H113ZM137 164H138V162H137ZM136 164V165H137ZM156 164V163H155ZM167 164V163H166ZM170 164V163H169ZM187 164V163H186ZM194 164V163H193ZM221 164V165H222ZM239 164V163H238ZM237 164V165H238ZM243 164V165H244ZM245 165L247 168V170H249V174L251 173V171L250 170H252L253 168L252 167H254V166H248V165ZM254 164H256V163H254ZM254 164H252V165H254ZM261 164H263V163H261ZM33 165V166H34ZM54 165V164H53ZM68 165V164H67ZM67 165H66V167H67ZM75 165V164H74ZM114 165H116V164H114ZM118 165H119V163H118ZM142 165V164H141ZM207 165V164H206ZM205 165V166H206ZM241 165V166H240ZM239 166L240 167H242L243 165L242 164H240ZM258 165V164H257ZM24 166H26V164L24 165ZM32 166V165H31ZM58 166V165H57ZM79 166V165H78ZM151 166V165H150ZM174 166H175V164H174ZM173 166V167H174ZM191 166V165H190ZM193 166V165H192ZM200 166V165H199ZM215 166H217V165H215ZM256 166V165H255ZM61 167V166H60ZM70 167H72V165H70ZM105 167V166H104ZM110 167H111V165H110ZM112 167H115V166H112ZM120 167V166H119ZM130 167V166H129ZM129 167H126V168H129ZM143 167H144V165H143ZM143 167H142V170L141 171H139L140 173H144V172H142L143 171ZM222 167V168H221ZM221 167H219V168H221V169H224L225 170V168L227 167V165L224 167V165L223 166H221ZM224 167V168H223ZM229 167V168H230ZM240 167L238 168V169H240ZM259 167V166H258ZM34 168V167H33ZM55 168V167H54ZM58 168V167H57ZM77 168V167H76ZM132 168V166L130 167V169ZM134 168H136V167H134ZM134 168H132L133 170H134ZM137 168H138V166H137ZM150 168V167H149ZM186 168V167H185ZM188 168V167H187ZM194 168H195V166H194ZM197 168V167H196ZM218 168V167H217ZM228 168V167H227ZM228 168V169H229ZM230 168V170H235L234 168L233 169H231ZM243 168V167H242ZM263 168V167H262ZM21 169V168H20ZM26 169V168H25ZM28 170H29V168H27ZM42 169V168H41ZM40 169V170H41ZM48 169V168H47ZM51 169H53V168H51ZM70 169V168H69ZM112 169V168H111ZM129 169V170H130ZM131 169V170H132ZM138 169H140V167L138 168ZM148 169V168H147ZM154 169V168H153ZM173 169V168H172ZM213 169V168H212ZM227 169V170H228ZM244 169L245 168H243V169H241L242 170V173H243V171H244ZM254 169H256V168H254ZM259 169V168H258ZM264 169V168H263ZM262 169V170H263ZM30 170H32V168L30 169ZM29 170V171H30ZM35 170V169H34ZM37 170H35V171H37ZM45 173H47L46 171V168H44V169H42ZM41 170V171H42ZM58 170H59V168H58ZM61 168H60V174H61ZM66 170H68L67 168H66ZM76 170V169H75ZM113 170V169H112ZM127 170V169H126ZM130 171V173L131 174H133L134 173V171ZM201 170V169H200ZM223 170V171H224ZM247 170H245L244 172L246 173V171ZM260 170V169H259ZM259 170L257 171V172H259ZM56 171H57V169H56ZM71 172H72V170H70ZM69 171V172H70ZM78 171V170H77ZM124 171H125V169H124ZM123 171V172H124ZM137 171V170H136ZM177 171V170H176ZM215 171V170H214ZM219 171H221V173H222V175H224V173L222 172V170H219ZM239 170H237V171H235V172H237V173H239L238 172ZM253 171H255V170H253ZM252 171V172H253ZM256 171H255V173H256ZM9 172V171H8ZM49 172V171H48ZM51 172H52V170H51ZM51 172H49L50 174H51ZM53 172H55V170L53 171ZM138 172V175L140 174ZM148 172V171H147ZM155 172H156V174L158 173V171H154V174H155ZM205 172V171H204ZM218 172V171H217ZM216 172V173H217ZM235 172H232L231 173V171H230V174H233L232 176H234L236 173ZM27 173V172H26ZM37 173V172H36ZM44 173V174H45ZM74 173V172H73ZM75 173H76V171H75ZM126 173V172H125ZM125 173H124V175H125ZM128 173V172H127ZM130 173H128L129 175H130ZM136 173V172H135ZM134 173V174H135ZM146 173V172H145ZM171 173V172H170ZM185 173V172H184ZM186 173H188V172H186ZM209 173V172H208ZM221 173H219V174H221ZM241 173V174H242ZM245 173H243L244 175H246ZM254 173V172H253ZM254 173V174H255ZM263 173V172H262ZM8 174H10V173H8ZM22 174V173H21ZM67 174V173H66ZM65 174V175H66ZM123 174V173H122ZM128 174H126V175H128ZM154 174H153V177H154ZM172 174V173H171ZM193 174V173H192ZM195 174V173H194ZM225 174H227L228 175V171H226V173ZM252 174V173H251ZM28 175V174H27ZM57 175V174H56ZM55 175V176H56ZM59 175V174H58ZM63 175V174H62ZM65 175L64 176H62V177H65ZM71 174H69L68 175V178H69V176H70ZM141 175V174H140ZM164 175V174H163ZM175 175H176V173H175ZM183 175H185V174H183ZM196 175V174H195ZM203 175H206L207 176V174H203ZM203 175H202V181H204V178H206L205 176L203 177ZM215 175V174H214ZM213 175V176H214ZM221 175V176H222ZM227 175H226V177H227ZM239 175V174H238ZM244 175H242V176H244ZM256 175H259V174H255L254 176L252 175H250V177H252L253 179H254V177H258V176H256ZM134 176V177H133ZM132 177L133 178H135V176H137V175H133ZM142 176V175H141ZM157 176V175H156ZM155 176V177H156ZM161 176V175H160ZM159 176V177H160ZM178 176V175H177ZM199 176V175H198ZM198 176L196 177L197 179H198ZM208 176H210L209 174H208ZM211 176H212V174H211ZM216 176V175H215ZM218 176V175H217ZM221 176H218V177H221ZM237 175H235V177H236ZM248 176V175H247ZM67 177V176H66ZM77 177V176H76ZM122 177V176H121ZM126 177V176H125ZM130 177V176H129ZM144 177V176H143ZM142 177V178H143ZM154 177V178H155ZM180 177V176H179ZM189 177H190V175H189ZM199 177H201V174H200V176ZM225 176H223L222 178H224ZM226 177L224 178V180L226 181L228 178H231V176H228L227 177V179H226ZM235 177H232L231 178V180L233 179V178H235ZM246 177V176H245ZM51 178H53V177H51ZM132 178V179H133ZM142 178H139V179H142ZM147 178V177H146ZM164 178V177H163ZM192 178V177H191ZM213 178V177H212ZM217 178V177H216ZM215 177L213 178V180L214 179H216ZM237 178V177H236ZM235 178V180H233L232 182H233V184H231V182H226L225 183V187H223V185H224V183L223 182H225V181H221L222 179L221 178H218L217 180L218 181H221V183L220 182H218V181H216V184L215 185H212L211 184V186H210V184H209V181L207 180V182H206V179H205V182H203L205 185H206V183H207V186H204L201 182H197V184H198V186L202 189L201 191L203 192V190H205L204 192H206V193H204V196H205V194H206V196H208V197H206V198H209L208 200H210V201H212V203L213 204H216L215 206H217L218 207V210L219 209H221V211H218V212H216L217 210V208L215 209V213L219 216V214H222L223 213V215H222V217L224 216H226V217H228L229 219H231L232 217H234V218H237L238 219V217L239 218H241L242 216H244V215H241V214H243V212H244V210H245V213H249L251 210L250 209H252L251 208V205L253 206V204H252V201H253V198L254 197H256V195H255V193H256V190H255V193L253 194V192L254 191H249V190H247L248 192H247V194L246 193H243L244 191H243V189H240V178H243V177H241V175H240V178L238 177L237 179ZM249 178V177H248ZM252 178H249V179H252ZM67 179V178H66ZM66 179H64V180H66ZM87 179V178H86ZM116 179V178H115ZM159 180H160V178H158ZM186 179V178H185ZM252 179V180H253ZM13 180H15V179H13ZM154 180H156V178L154 179ZM177 180V179H176ZM192 180V179H191ZM231 180H229V181H231ZM244 180H247L248 181V179H244ZM251 180V181H252ZM262 180V179H261ZM56 181V180H55ZM117 181V180H116ZM147 181V180H146ZM242 181V183H243V180H241ZM247 181H246V183H247ZM264 181V180H263ZM62 182H64V181H62ZM67 182H68V180H67ZM67 182H66V184H67ZM70 182V181H69ZM73 182V181H72ZM151 182V181H150ZM155 182V181H154ZM158 182H160V181H158ZM180 182V181H179ZM188 182H189V180H188ZM192 182V181H191ZM218 182V183H217ZM240 182V183H239ZM250 181H248V183H249ZM253 182V181H252ZM251 182V183H252ZM258 182V181H257ZM10 183V186H11V184H12V182H9ZM50 183V182H49ZM110 183V182H109ZM145 183V182H144ZM152 183V182H151ZM161 183V182H160ZM181 183V182H180ZM200 183H201V185H200ZM241 183V184H242ZM247 183V184H248ZM262 183V182H261ZM69 184V183H68ZM67 184V185H68ZM178 184V183H177ZM189 185H190V182L188 183ZM196 185L197 186V184L194 182V183H191V185ZM214 184V183H213ZM222 184V185H221ZM244 185H245V183H243ZM243 184L241 185V186H243ZM254 184H255V182H254ZM58 185V184H57ZM66 185V186H67ZM114 185H115V183H114ZM147 185H148V183H147ZM187 185V184H186ZM221 185V186H220ZM252 185V187L251 186H247V187H249V188H245V189H250V187L251 188H253L254 187V185L253 184H251ZM258 185H260V184H258ZM16 186L18 187V185H17V183H16ZM33 186V185H32ZM61 186V185H60ZM65 186V185H64ZM64 186H63V188H64ZM65 186V187H66ZM117 186H119V185H117ZM149 186V185H148ZM162 186V185H161ZM256 186V185H255ZM12 187H14V186H12ZM22 187V186H21ZM113 187V186H112ZM179 187V189H181V187H183L182 185L181 186H178ZM186 187V186H185ZM194 186H192L191 187V190H192V188H193ZM199 187L195 190L194 188V191H200V189H199ZM244 187H246V186H244ZM257 187H259V186H257ZM256 187V188H257ZM23 188V187H22ZM31 188V187H30ZM33 188H34V186H33ZM60 188V187H59ZM63 188L61 189V191L63 190ZM67 188V187H66ZM66 188H64V189H66ZM72 188V187H71ZM184 188V187H183ZM188 189L190 188V187H187ZM186 188V190H188ZM241 188H243V187H241ZM255 188V189H256ZM32 189V188H31ZM150 189V188H149ZM161 189V188H160ZM49 190V189H48ZM57 190H58V188H57ZM79 190V189H78ZM113 190H114V187H113ZM117 190V189H116ZM148 190V189H147ZM163 190V189H162ZM166 190V189H165ZM170 190V189H169ZM190 190V191H191ZM252 190H254V188L252 189ZM16 191V190H15ZM23 191V190H22ZM60 191V190H59ZM59 191H58V193H59ZM60 191V192H61ZM74 191V190H73ZM83 191V190H82ZM168 191V190H167ZM183 192H181V193H185L186 191H184V190H182ZM190 191H188V192H186V194L188 193H190ZM193 191V192H194ZM198 191V192H199ZM200 191V192H201ZM257 191H258V189H257ZM13 192V191H12ZM31 192V191H30ZM44 192V191H43ZM65 192V191H64ZM80 192V191H79ZM108 192V191H107ZM113 192V191H112ZM170 192V191H169ZM199 192V193H200ZM201 192V193H202ZM25 193V192H24ZM57 193V192H56ZM57 193V194H58ZM83 193V192H82ZM171 193V192H170ZM191 193H192V191H191ZM21 194V193H20ZM35 194V193H34ZM61 194V193H60ZM75 194V193H74ZM91 194V193H90ZM188 194H187V196H188ZM193 194V193H192ZM195 194V193H194ZM245 194V195H244ZM260 194V193H259ZM262 194V193H261ZM62 195V194H61ZM77 195H79V194H77ZM89 195V194H88ZM111 195V194H110ZM121 195V194H120ZM168 196H166L167 197V203H169V207H165L166 209L167 208H171L172 209V213H170L169 215V218H167L166 220H161L162 222H159V223H157V224H155V222H154V220H151L150 222H153L154 224H150L149 223V226L147 225V228L149 229V237L151 236V238H157V237H159L160 238V236L162 237V239H163V242H164V239H166L167 238V240H169L170 239V244H166L167 246H163L164 248H161L160 246L159 247H157L158 245H160V244H162V243H157L158 245L156 246L155 244H154V242L153 241H151V239L149 240H147L145 237L144 238H141V239H139L138 238V236L136 237V239L138 238L139 240H138V242L136 241H134V240H136V239H134V240H132V238L133 237H128L129 236V234L131 233H129L128 234V238H127V240H125V241H127V243H126V245L125 246H127V247H129V249L128 248H126V249H128V250H126L127 252H125V251H121L120 252V250H119V246L121 247L122 245H119L118 246V252L116 251V254H115V252L113 251L112 252V250H110L109 248L111 247V244H110V247H107L108 248V250H107V248L105 247V246H103L104 244H102V243H100L101 241L103 242V241H105V238H107V237H109V239L111 238V236H107V237H105V238H103L101 235H100V233L99 234H97L96 233V231H97V225L96 224H94V225H96L95 227L94 226H92L91 227V224L89 225L91 228H92V230H94L95 232H92L90 235H91V237H94L92 234H94L95 233V235L97 234L98 235V237H102V238H96V240H97V243L96 244H98V242H99V244L98 245H102L103 246V248L105 249L106 248V250H102V246H98L99 247V250H98V252H99V256H98V258H99V261H100V263H107V264H202L203 263V261H204V259H203V261H202V256L203 255H205V253L201 256V257H199V254L201 255V253H197L196 252V250H194V248L192 249L191 248V250H187L189 247H190V245L189 244H187V243H184V241L185 240H189V239H192L193 240V238L195 239V240H198V238H200V243H204L203 245H201V246H204L205 244H206V246L205 247H207L208 249L209 248H212L213 246L215 247H213L214 249H212V250H214L215 251V253H211V254H208V255H210L209 256V258L207 259V261L205 262L206 264H221V263H223V262H228L227 264H245V262L246 261H244V258H243V256H242V252H243V250H244V245H243V243L241 242V241H243V239L240 241V239H237V240H239V243H238V248L236 249L237 250V256H235V257H231L230 255H231V252L233 253L234 251H233V249H234V247H235V243H237V242H235V240H231V241H229V237H231L230 235H229V237L227 236V235H223V237L225 236V240H227L228 239V241L224 244L223 243V238H222V240L221 239H219V240H221L222 241V243H221V241H219V240H217L216 239V237H215V234L216 233H214V231H213V229L215 228V226H214V228H213V222H209V221H207L206 220V222H200V224H202V226H201V228H202V230H201V228H200V226H198L197 228L200 230V234H196V233H194L195 235H196V237H194L193 236V234H192V231L190 230V229H192V230H194L193 228H191L192 227V225H194V224H191V222L192 223H194L193 222V220H195V219H192V221L190 222V220L188 219V221L186 220V218H185V220L184 219H182V218H180V216L179 215H181V209L179 208V206H181L182 204H180L179 206L177 205L178 203H176L175 204V207H172V205H173V202H172V199H175L176 198V196L174 197V195H172V194H167ZM191 195V194H190ZM39 196V195H38ZM37 196V197H38ZM54 196V195H53ZM81 196V195H80ZM125 196V195H124ZM127 196V195H126ZM146 196H147V194H146ZM150 196V195H149ZM185 196V195H184ZM200 196H201V194H200ZM34 197V196H33ZM61 197V196H60ZM63 197V196H62ZM62 197H61V199H62ZM71 197V196H70ZM73 197V196H72ZM83 197V196H82ZM179 197V196H178ZM248 198V200H250L249 202L245 199V201H247L245 204H243L242 202H245L244 201V198ZM77 197H75V199H76ZM102 198V197H101ZM126 198V197H125ZM141 198V197H140ZM180 198V197H179ZM184 198V197H183ZM205 198V199H206ZM49 199H50V197H49ZM97 199H99V198H97ZM104 199V198H103ZM141 199H143V198H141ZM155 199H157V198H155ZM177 199V198H176ZM176 199H175V201H176ZM181 199V198H180ZM242 199H243V201H242ZM39 200V199H38ZM81 200V199H80ZM145 200V199H144ZM166 200V199H165ZM179 200V199H178ZM186 200V199H185ZM189 200H190V198H189ZM207 200V199H206ZM64 201V200H63ZM75 201V200H74ZM89 201V200H88ZM92 201V200H91ZM102 201V200H101ZM180 201V200H179ZM242 201V202H241ZM36 202H37V200H36ZM66 202V201H65ZM73 202V201H72ZM76 202V201H75ZM93 202H95V201H93ZM156 202V201H155ZM185 202V201H184ZM200 202V201H199ZM202 202V201H201ZM29 203V202H28ZM89 203V202H88ZM88 203H86V204H88ZM92 203V202H91ZM122 203V202H121ZM124 203V202H123ZM136 203H138V202H136ZM145 203V202H144ZM146 203H150V202H146ZM160 203H161V201H160ZM166 203V204H167ZM197 203V202H196ZM206 203V202H205ZM210 203V202H209ZM256 203V202H255ZM33 204H34V202H33ZM90 204V203H89ZM105 204V203H104ZM120 204V203H119ZM125 204V203H124ZM143 204V203H142ZM165 204V205H166ZM207 204V203H206ZM31 205V204H30ZM97 205V204H96ZM121 205V204H120ZM139 205V204H138ZM148 205V204H147ZM151 205V204H150ZM187 205V204H186ZM186 205H185V207H186ZM208 205V204H207ZM210 205V204H209ZM212 205V204H211ZM210 205V206H211ZM41 206V205H40ZM44 206V205H43ZM42 206V207H43ZM47 206V205H46ZM68 207H69V205H67ZM72 205H70V207H71ZM85 206V205H84ZM83 206V207H84ZM103 206V205H102ZM168 206V205H167ZM174 206V205H173ZM176 206H177V208H176ZM215 206H213L214 208H215ZM87 207V206H86ZM110 207V206H109ZM146 207V206H145ZM151 207H153V206H151ZM189 207H194V206H191L190 204H189ZM44 208V207H43ZM42 208V209H43ZM95 208V207H94ZM97 208H98V205H97ZM196 208H198V207H196ZM205 208V207H204ZM211 208V207H210ZM214 208H213V210H214ZM31 209H33V208H31ZM66 209V208H65ZM86 209V208H85ZM119 209V208H118ZM128 209V208H127ZM151 209V208H150ZM156 209V208H155ZM169 209H167V210H169ZM170 209V210H171ZM177 209H179V211H180V213H178L177 212ZM182 209H186V208H183V206H182ZM244 209V210H243ZM46 210V209H45ZM50 210V209H49ZM91 210V209H90ZM102 210V209H101ZM110 210V209H109ZM125 210V209H124ZM148 210V209H147ZM189 210V209H188ZM187 210V211H188ZM197 210V209H196ZM243 210V211H242ZM41 211V210H40ZM47 211V210H46ZM46 211H45V214H46ZM51 211V210H50ZM87 211V210H86ZM89 211V210H88ZM94 211V210H93ZM97 211V210H96ZM107 211V210H106ZM154 211V210H153ZM30 212V211H29ZM54 212V211H53ZM155 212V211H154ZM169 212H171V211H169ZM214 212V211H213ZM212 212V214H214ZM219 212H221V213H219ZM77 213V212H76ZM176 213H178L179 215H176ZM184 213V212H183ZM201 213V212H200ZM205 213V212H204ZM203 213V214H204ZM219 213V214H218ZM244 213V214H245ZM44 214V215H45ZM86 214V213H85ZM93 214H94V212H93ZM114 214H115V212H114ZM216 214H215V216H216ZM237 214H239L240 216H238ZM80 215V214H79ZM83 215V214H82ZM99 215H101V214H99ZM119 215V214H118ZM124 215V214H123ZM184 215H186L185 213H184ZM188 215H192V214H187L186 216H188ZM201 215V214H200ZM2 216H4V215H2ZM1 216V217H2ZM40 216V215H39ZM88 216V215H87ZM94 216H95V214H94ZM140 216V215H139ZM159 216V215H158ZM168 216V215H167ZM166 216V217H167ZM183 216V215H182ZM181 216V217H182ZM186 216H184V217H186ZM212 216V215H211ZM214 216V217H215ZM216 216L217 218H219V217H221V216ZM237 216V217H236ZM247 216V215H246ZM246 216H244V217H246ZM257 216V215H256ZM95 217H97V216H95ZM108 217V216H107ZM119 217V216H118ZM144 217V216H143ZM148 217V216H147ZM154 217H156V216H154ZM162 217H163V215H162ZM205 217V216H204ZM203 217V218H204ZM209 217V216H208ZM243 217V219H245ZM41 218V217H40ZM45 218V217H44ZM47 218V217H46ZM142 218V217H141ZM152 218V217H151ZM157 218V217H156ZM160 218V217H159ZM159 218H158V221H160L159 220ZM188 218V217H187ZM190 218V217H189ZM216 218V220H218ZM234 218H232L231 220H233ZM247 218H248V216H247ZM43 219V218H42ZM87 219V218H86ZM119 219V218H118ZM129 219V218H128ZM146 219V218H145ZM149 219V218H148ZM205 219V218H204ZM207 219V218H206ZM209 219V218H208ZM227 219V218H226ZM225 219V220H226ZM228 219V220H229ZM250 219V218H249ZM33 220V219H32ZM210 220H211V217H210ZM215 220V221H216ZM223 220V223L222 224H224V222H225V220H224V218L222 219ZM222 220L221 221H219V222H222ZM228 220H226V221H228ZM242 220V219H241ZM37 221V220H36ZM87 221V220H86ZM144 222V221H146L147 222V220H140V221H138L137 223H138V226H140V222ZM165 221V222H164ZM196 221V220H195ZM204 221V220H203ZM211 221H214L213 219L211 220ZM214 221V222H215ZM88 222H89V220H88ZM95 222V221H94ZM111 222V221H110ZM123 222V221H122ZM136 222V221H135ZM149 222V221H148ZM148 222L146 223V224H148ZM196 222H199L198 220L196 221ZM209 222V223H208ZM219 222H217L218 223V225H219ZM229 222V221H228ZM236 222V221H235ZM239 222L241 223L242 221H240V219H239ZM38 223V222H37ZM65 223V222H64ZM74 223V222H73ZM76 223V222H75ZM82 223V222H81ZM130 223V222H129ZM128 223V224H129ZM136 223V224H137ZM140 223V224H139ZM211 223V224H210ZM227 222H225V224H226ZM230 224H232L231 222H229ZM254 223V222H253ZM41 224V223H40ZM67 224V223H66ZM69 224H70V222H69ZM77 224V223H76ZM75 224V225H76ZM103 224V223H102ZM101 224V225H102ZM110 224V223H109ZM126 224V223H125ZM132 224V223H131ZM130 224V225H131ZM135 224V223H134ZM144 224V223H143ZM145 224V225H146ZM198 224V223H197ZM229 224V225H230ZM233 224H235V223H233ZM242 224V223H241ZM244 224V223H243ZM242 224V225H243ZM256 224V223H255ZM62 225V224H61ZM68 225V224H67ZM70 225H72V224H70ZM85 225V224H84ZM99 225V224H98ZM105 224H103V226H104ZM111 225V224H110ZM195 225H196V223H195ZM199 225V224H198ZM216 225V224H215ZM236 225V224H235ZM56 226V225H55ZM69 226V225H68ZM68 226H66L65 225V227H68ZM77 226V225H76ZM119 226V225H118ZM121 226H125V225H121ZM128 225L126 224V226L125 227H127ZM135 226V225H134ZM138 226H135V228L136 227H138ZM197 226V225H196ZM196 226H194L195 228H196ZM64 227V226H63ZM74 227V226H73ZM82 227V226H81ZM93 227L94 228H96V230L95 229H93ZM111 227V226H110ZM114 227H116V225H112V228H114ZM120 227V226H119ZM144 228H145V230H147V228H146V226H143ZM219 227H221V226H219ZM226 227V226H225ZM239 227V226H238ZM74 228H76V227H74ZM90 228V229H91ZM99 228H100V230H103V232H104V230H105V228L103 229V228H101L100 226H99ZM99 228H98V231H99ZM106 228H109V227H107L106 226ZM118 228V227H117ZM134 229V227H131V229ZM237 228V227H236ZM240 228V227H239ZM70 229H72V227L70 226L69 227V230ZM133 229H132V232L134 233H138V232H136V231H133ZM137 230H138V228H136ZM135 229V230H136ZM244 229V228H243ZM66 228L64 229V234H63V236H61L62 238H61V240H60V242L59 241H57V242H59V244H60V246L59 247H61V249L63 248L64 249V251H67V254H68V252L72 255V252H74V251H72V249H73V246H75V245H71V244H69L68 243V240H70V238L68 239L67 237H69L70 235L69 234H71V230L70 231H68V229L66 230ZM73 230V229H72ZM84 230V229H83ZM91 230V231H92ZM116 230V229H115ZM115 230L113 231V232H115ZM122 230V229H121ZM130 230V229H129ZM184 230V231H183ZM185 230H190L191 232L190 233H188V234H192V236L191 235H186L187 233H185L186 231ZM196 230V229H195ZM215 230V229H214ZM90 231V232H91ZM105 231H107L109 234L111 233V235H112V232H109L107 229L105 230ZM110 231H111V229H110ZM116 231H118V229L116 230ZM138 231H140V230H138ZM143 231H144V229H143ZM143 231H142V229H141V233L143 234ZM181 231H183V232H181ZM68 232H70V233H68ZM89 232V231H88ZM100 232V231H99ZM121 232V231H120ZM182 234H180V233ZM63 233V232H62ZM67 233V234H66ZM116 233V232H115ZM134 233V234H135ZM198 233H199V231H198ZM232 233V232H231ZM236 233V232H235ZM101 234H102V232H101ZM103 234H105V232L103 233ZM102 234V235H103ZM109 234H106V235H109ZM116 234H118V233H116ZM132 234V233H131ZM145 234V233H144ZM148 234V233H147ZM146 234V235H147ZM222 234V233H221ZM221 234H219V237L218 238H221ZM0 235H2V234H0ZM51 235V234H50ZM69 235V236H68ZM89 235V236H90ZM106 235H104V236H106ZM119 235V234H118ZM117 235V237H115L114 239L116 240V238H118L119 236ZM124 235V234H123ZM86 236V235H85ZM89 236L87 237V238H89ZM116 236V235H115ZM134 236V235H133ZM141 236H143V235H141ZM148 236V235H147ZM212 237V239L213 240H211V238L209 239V240H207V241H205V242H201V238L203 237V239L206 237ZM233 236H235V235H233ZM240 236V235H239ZM244 236L245 235H243L242 234V238H244ZM140 237V236H139ZM163 237H165V238H163ZM208 237V238H209ZM226 237H228V238H226ZM124 236H123V244H125L124 243ZM135 238V237H134ZM232 238V237H231ZM241 238V237H240ZM73 239V238H72ZM90 239V238H89ZM88 239V240H89ZM113 239V241L115 242V240ZM233 239V238H232ZM6 240H7V236L5 237V236H2V237H0V247H2V246H5V242H6ZM82 240V239H81ZM87 240V239H86ZM85 240V241H86ZM92 241L93 240H95V239H91ZM91 240H89V241H91ZM107 240H108V238H107ZM106 240V241H107ZM121 241L120 240V238L119 239H117L116 241V243H119V241ZM191 240V241H192ZM195 240H193V242H195ZM224 240V241H225ZM29 241V240H28ZM71 241H73V240H71ZM74 241H76V240H74ZM110 241V240H109ZM112 241V240H111ZM190 241V240H189ZM204 241V240H203ZM219 241V242H218ZM56 242V243H57ZM121 242V243H122ZM166 242V241H165ZM187 242V241H186ZM197 242V241H196ZM72 243V242H71ZM86 243L88 244V242L86 241ZM108 243V242H107ZM116 243H113V244H115V246L116 245H118V244H116ZM120 243V244H121ZM58 244V243H57ZM58 244V245H59ZM89 244L90 245H92V242L90 243L89 242ZM93 244H95V243H93ZM96 244L94 245V246H96ZM182 244H185V245H188L189 247L187 248V246H185L187 249H185L184 247L182 248ZM197 244V243H196ZM198 244H199V242H198ZM224 244V245H223ZM58 245H56V246H58ZM69 245H71L72 246V248L69 246ZM165 245V244H164ZM195 245V244H194ZM200 245V244H199ZM7 246V245H6ZM9 246V245H8ZM23 246V245H22ZM45 246V245H44ZM55 246V247H56ZM93 246V245H92ZM124 246V247H125ZM193 246V245H192ZM237 246V245H236ZM24 247V246H23ZM97 247V246H96ZM194 247V246H193ZM199 247V246H198ZM56 248H58V247H56ZM117 248V247H116ZM122 248H123V246H122ZM121 248V249H122ZM4 249V248H3ZM62 249V250H63ZM82 249V248H81ZM96 249V248H95ZM112 249V248H111ZM114 249V248H113ZM199 249V248H198ZM235 250V249H234ZM101 251V252H100ZM198 251V250H197ZM2 252H3V250H2ZM2 252H0L1 254H2ZM79 252V251H78ZM199 252V251H198ZM201 252H202V250H201ZM206 252H207V250H206ZM75 253V252H74ZM73 253V254H74ZM209 253V252H208ZM245 253V252H244ZM9 254V253H8ZM7 254V255H8ZM70 254H69V257H67V258H69V260H68V264L70 263L69 261H71L70 259L72 258V257H70ZM77 254V253H76ZM198 254V255H197ZM88 255V254H87ZM262 255V254H261ZM83 256V255H82ZM89 256V255H88ZM87 256V257H88ZM206 257H207V254L205 255ZM264 256V255H263ZM61 257V256H60ZM73 257H75V256H73ZM85 257V256H84ZM87 257H86V259H87ZM97 257V256H96ZM205 257V258H206ZM9 258V257H8ZM7 258V259H8ZM200 258V259H199ZM204 258V257H203ZM228 258H232V260L231 259H228ZM74 259V258H73ZM72 259V260H73ZM90 260L89 261H91V259L92 258H89ZM93 259H94V256H93ZM6 260V259H5ZM84 260V259H83ZM247 260V259H246ZM258 260V259H257ZM3 261V260H2ZM1 260H0V264H4V261L2 262ZM7 261V260H6ZM86 261H88V260H86ZM94 261H98V259L97 258H95V260ZM94 261L92 260V262L94 263ZM223 261V262H222ZM260 262H263V261H261V260H259ZM258 261V262H259ZM2 262V263H1ZM64 262V261H63ZM74 262H75V260H74ZM77 262V261H76ZM79 262V261H78ZM92 262H88V263H91L92 264ZM257 262V261H256ZM41 263V262H40ZM44 263V262H43ZM66 263H67V260H66ZM83 264H87V263H84V262H82ZM104 263V264H105ZM6 264H8L7 262H6ZM36 264V263H35ZM73 264V263H72ZM261 264V263H260ZM263 264H264V262H263Z\"/></svg>", "mask_w": 264, "mask_h": 264}]
</instances>
